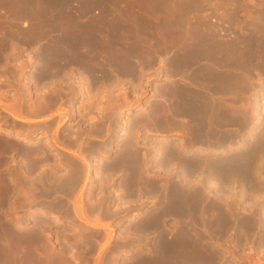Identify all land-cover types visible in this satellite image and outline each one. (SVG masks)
<instances>
[{
  "label": "rangeland",
  "instance_id": "obj_1",
  "mask_svg": "<svg viewBox=\"0 0 264 264\" xmlns=\"http://www.w3.org/2000/svg\"><path fill=\"white\" fill-rule=\"evenodd\" d=\"M44 2H42V0H40V5L38 6V7H41L42 5H43V7H41L40 8V11H41V13H43V14H41V17H39V15H35V18H37V19H33V18H30L29 16H24L23 15V18H22V15H20V14H18L17 13V11L18 10H15V9H13V11H12V8H14V7H9V6H7L5 3H2L1 2V5H0V9L2 8V11H1V13H2V15L0 14V25L2 26V25H5L6 26V28L5 29H8L9 27H16L18 30L19 29H22L23 30V32H27L28 33V29H30V27L32 28V27H34V26H36L35 25V22H39L40 20H41V18H43L42 19V21L44 20V18L45 19H47V18H49L50 16H52V17H54V18H56V20H58V19H60L61 18V16L59 17V15H61V14H59L58 15V13H60L59 12V9H57L58 7L57 6H55V8L58 10H56L55 8H54V5H52V6H49V3H47V1L46 0H43ZM74 1V2H73ZM85 1V2H84ZM91 1L92 0H89V2H88V0L86 1V0H81V1H78V0H69V2H73L72 4L70 3V4H68L67 5V9H68V12L70 13V15H72V14H74L76 17H78L79 16V18H81V19H85V18H88V17H91L92 19H96V17H100V15H102L103 14V10H104V8H103V6L104 5H106V6H109L108 5V3L110 4V2L112 1V0H99V1H101L100 3H101V6H100V4L98 3L99 1L97 0V1H92L94 4H95V6H92L91 4H93V3H91ZM103 1V2H102ZM104 1H106L105 3L106 4H104ZM113 1H115V3H113V2H111V7L112 6H115V7H112V9L114 10V11H112V9L110 8V6L108 7V8H110L111 10H109L111 13L112 12H115V13H113V14H107L106 16H108V17H106V19H113V20H115V18H111L112 16L113 17H118V16H120V13H121V15H122V13L124 12V10H125V8H123L124 10L122 11V9L120 10V7L119 6H121V4L123 5V6H121V7H124L125 5L124 4H128L129 6L131 5V6H134V5H137V4H139L138 6H140V7H138V6H135L134 8L133 7H131L130 6V8H132V9H134V10H136L135 12H134V10H132V13L134 12L135 14H137V15H139V14H142L143 13V9H146V7H148L147 8V10L149 9V11H147V10H145L144 11V13L142 14V16L143 15H146L147 14V17L150 15V13H149V15H148V13H145V12H150V11H152V12H156V10H158L156 13H157V15H156V13H151L152 15H151V19L152 20H154V19H158V21L157 20H154V22L150 19V17L148 18V20L149 21H151V23L153 22V23H155V21L157 22V23H155L154 25L156 26L157 25V27H161V25H164L165 23L164 22H166L167 21V18H168V14L169 13H167V11H166V13H167V18L165 17V15H166V13L164 12L165 11V9L162 11L161 10V8L162 7H160L161 6V0H157L158 1V5H157V1H155L156 2V4H154L155 2H154V0H132V1H134V2H131V3H128V2H130L131 0H113ZM135 1H137V2H135ZM140 1L141 2H143V3H140ZM197 1V3L199 4V5H197V3H196V6L198 7V6H200V0H196ZM202 1V3L201 4H203V5H201V7H199V8H197L196 6L195 7H193L192 9L194 10H196V11H192V9L190 10V11H192V12H189V24H193L194 26H196L197 24L196 23H199L200 22V20H202L201 18H205V19H209L208 21L209 22H211L212 24H214V25H216V26H218V28H219V37L220 38H222L223 40H230V39H232V41L233 40H235V39H237V37H239L238 39H240V41H238V39H237V42H238V44H240V45H245V42L246 41H248V43H250V34H251V32L254 30V29H256V27H257V30H255V31H258V33H256L255 31H253L252 32V34L255 36V38L257 39L258 38V40L259 39H261L262 41H263V39H264V22L262 21V20H264V19H262V18H264L262 15H264L263 13H264V0H230L229 2H231V3H229L228 1V4H229V6H228V4H227V2L225 3V2H223V1H219V0H217V1H215V0H207V1H204L203 2V0H201ZM213 1V2H212ZM215 1V2H214ZM235 1V2H234ZM46 2V4H44ZM68 2V3H69ZM83 4H89L90 6H88V8L91 10H88V11H86L85 13H83V16H82V11H81V6L83 5ZM86 2H88V3H86ZM95 2H97L99 5H97V3H95ZM124 2V3H123ZM126 2V3H125ZM146 2V3H145ZM206 2V3H205ZM119 3V4H118ZM134 3H137V4H134ZM145 3V4H144ZM160 3V4H159ZM217 3V4H216ZM219 3V4H218ZM3 4V5H2ZM93 4V5H94ZM114 4H116V5H114ZM134 4V5H133ZM142 6H141V5ZM144 4V5H143ZM148 4V5H147ZM223 4H225V5H227V6H225V5H223ZM230 4H234V6H232V5H230ZM6 7H5V6ZM118 5V7H116ZM127 5V6H128ZM146 5V6H145ZM153 5H157L158 7L157 8H155V10H154V8H153ZM220 5V6H219ZM3 6V7H2ZM49 6V7H48ZM79 6V7H78ZM143 6H145V7H143ZM152 8H151V7ZM9 7V8H8ZM45 7V8H44ZM52 7V9L51 10H49L50 8ZM78 7V8H77ZM95 9H94V8ZM159 7H160V9H159ZM215 7V8H214ZM44 8V9H43ZM49 8V9H48ZM69 8H72L71 9V12H72V14H71V12H70V9ZM75 8V9H74ZM77 8V9H76ZM85 8H87V7H85ZM84 8V9H85ZM118 10H116V9ZM138 8H140V9H138ZM142 8V9H141ZM197 8V9H196ZM5 11H4V10ZM11 9V10H10ZM42 9V10H41ZM101 9V10H100ZM151 9H153V10H151ZM7 10H9V11H7ZM45 10V12L46 13H44V12H42V11H44ZM48 10V11H47ZM54 10V12H52ZM78 12H77V11ZM83 10V9H82ZM96 10H97V12H96ZM108 10H107V12H108ZM161 10V11H160ZM11 11V12H10ZM16 11V12H15ZM74 11V12H73ZM90 11V12H89ZM100 11H103V12H101L100 13ZM122 11V12H121ZM3 12H5V13H3ZM6 12H8V14L6 13ZM15 12V13H14ZM55 12H58L57 14H55ZM79 13L78 15L77 14H75V13ZM88 12V14H86ZM117 12V13H116ZM119 12V13H118ZM136 12H138V13H136ZM142 12V13H141ZM159 12V13H158ZM47 13L48 14H50L48 17H45L46 15H47ZM57 15V17L54 15ZM68 13V14H69ZM133 13V14H134ZM164 15H163V14ZM225 13H228L231 17H229V15H225ZM4 14V15H3ZM8 16V19L5 17L6 15ZM9 14H11V15H9ZM16 14V15H15ZM86 14V15H85ZM115 14H116V16H115ZM119 14V15H118ZM154 14V15H153ZM13 15V16H12ZM42 15H45V16H42ZM63 15H65V14H63ZM80 15H81V17H80ZM205 15V16H204ZM10 16H12V18L10 17ZM16 16V17H15ZM19 16H21V17H19ZM66 16V15H65ZM65 16H62V17H64L65 18ZM86 16V17H85ZM96 16V17H95ZM155 17L154 19H153V17ZM161 16V17H160ZM224 16H226V17H224ZM5 17V18H4ZM25 17H27V18H25ZM38 17L40 18V19H38ZM85 17V18H84ZM121 17V16H120ZM51 18V17H50ZM78 18V19H79ZM91 18H88V19H91ZM223 18H225V19H223ZM231 18V19H230ZM4 19V20H3ZM18 21H17V20ZM61 19H63V18H61ZM117 19V18H116ZM228 21H227V20ZM259 19V20H258ZM7 20V21H6ZM8 20H10V22L8 21ZM11 20H12V22H11ZM13 20H15V22H13ZM26 20V21H25ZM35 20V21H34ZM113 20H111V21H113ZM230 20V21H229ZM5 21V22H4ZM25 21V22H24ZM33 22V24H32V22ZM160 21V22H159ZM162 21H164L163 23H161ZM197 21H199V22H197ZM2 22V23H1ZM7 22V23H6ZM259 22V23H258ZM263 23L262 24V27L260 26L261 25V23ZM153 23H152V25H153ZM167 23V22H166ZM256 23H258L259 24V28L261 27L263 30L262 31H260V29L258 28V25L256 24ZM14 24V25H13ZM17 24V25H16ZM30 24H31V26H30ZM159 24H161L160 26H158ZM254 24H256L257 26H255ZM166 25V24H165ZM193 25H191V26H193ZM220 25V26H219ZM251 25H254V28L251 26ZM9 26V27H8ZM248 27H250V28H252V29H247ZM28 28V29H27ZM22 30L20 31V32H22ZM249 30V31H248ZM161 31V30H160ZM160 31H159V33H160ZM220 31H222V32H220ZM25 32V33H26ZM250 32V33H249ZM259 32H261L260 34L261 35H259ZM249 35V36H247V35ZM245 35V36H244ZM237 36V37H236ZM245 37V38H242V37ZM259 36H262V38H259ZM248 39H247V38ZM241 39H244V40H241ZM247 39V40H246ZM226 40V41H227ZM246 40V41H245ZM260 40V41H261ZM236 41V40H235ZM243 41V42H242ZM42 42V41H41ZM248 43H246V45L248 44ZM251 44V43H250ZM39 45V44H38ZM249 45V44H248ZM255 45H257V44H255ZM18 48V49H17ZM17 48H15V50L13 51V53H14V55H13V53H11L10 55H12L11 57H10V55L6 58V60H0V68L1 67H3V71H4V73H7V75H0V99L4 102V103H13V102H15V101H17V100H19V101H22L23 103H28L29 102V100L30 99H28V97L30 96L29 94L27 95V92H29L31 95H34L33 93H31L30 91L31 90H33V82H30L29 80L31 79V76H28V75H26V74H24L25 72L24 71H26L28 68H32L33 67V65L35 64V61H34V55H35V51L33 52L34 54H24V51L23 50H21L19 47H17ZM40 48H41V45H40ZM20 50V51H19ZM37 50H39V46H38V49ZM36 50V52H38ZM171 52H168V55H170V56H173V54H170V53H172L173 52V50H170ZM155 52V51H154ZM160 53V52H159ZM159 53H155V55H154V53H152L154 56H155V58L154 59H152V60H155V61H153L152 62V60H151V63H150V61L147 63V65H146V63L144 64V66H143V69H145L146 70V72L145 73H143V78H142V80H141V78H139L138 79V85H136V86H134V89L132 90V91H126V84H127V82L123 85V86H121V84L123 83V82H119L120 84H118V85H116V86H104V87H101V89L99 90H94L93 89V80L92 79H90V80H88V78H87V80L85 79V81L84 82H81L80 81V79L78 80V75H76V74H80L79 73V71H77V70H73L72 71V73H73V76H71L72 75V73H71V71H68V73H70V74H66V76H68V77H65L63 80H61L60 82H57L56 84H57V86L59 87V89L57 88V86H56V84L55 85H53L51 88H46V87H50L49 86V83H45V84H40V85H42V88L41 89H43L44 91V93H46V92H48V93H50V92H53L52 90H54V88L56 89V90H54V92H56V93H61V95H62V97L63 98H67V100L66 101H61V99L60 98H58L57 97V100H56V102H54L53 104H55L54 105V107L51 105V107L52 108H46V109H43V112H42V110L41 111H38V112H34V111H26V110H21V113H22V115L24 116V117H26V118H30V119H36V121L35 122H18L17 120H14L4 109H2V105L0 104V122L2 123H0L1 125H3V126H14V128L16 129V130H24V131H29L31 128H32V126H33V131H31L30 130V132L32 133V135L33 136H36V138H34L33 140H32V142L31 143H24L22 140L20 141V139H17V138H15V136L13 137V135L12 134H4V133H1L0 132V142H2V141H5L7 144H9V146L11 145V147H9V146H7V144L5 145V144H3V143H5V142H3V143H1L0 144V151H21V158L23 159V158H26V159H29L30 158V160L31 161H33V166H32V163L31 164H28V163H22V162H19V161H17L16 159H14L13 160V158H14V156H10V158L8 157V156H0V159H2L1 157H3V160L5 159H7L6 161L4 160H0V164H2L3 162H4V164H2V166H0V169L2 168V167H4V174H3V176H4V181L6 182L5 183V185H4V188L9 192L10 190V192L9 193H11V194H9V195H7L8 194V192H7V194H6V192H5V198H7L8 196H9V198H7V199H9V201L7 200V199H5V203H4V205H3V209H2V217L3 218H5L4 220H6V221H4V223H6L7 224V227H10V228H12L13 230H14V232H15V234L16 235H21V237H23L24 238V240H25V238H27V240H25L24 242H23V240L21 239V240H19V241H13V242H15L16 243V245H15V243H14V245H11L13 248H12V253L14 254V257L13 258H11L10 257V260H11V263H9V261L7 262V264H14L15 262L17 263L18 261H19V255H21L22 253V256H21V259H23V258H25V256H27V254L26 255H24V253H28L27 251H29V255H30V253H31V263H33L32 261H34V263H36L37 262V259H36V256L38 255V253H42V251H40L41 250V246H42V250H43V252H45V253H42L43 255L44 254H46V255H48L47 253H57V254H60V251L62 252L61 253V255L63 254V255H66L67 257H66V259H68V262H69V264H110V263H112V264H114V262H116L117 264H123V262H124V260H125V263L124 264H128V263H130V264H132V263H134V262H131V261H135L134 260V258H136L137 259V257H140V256H138L139 254L140 255H142L144 252L146 253L147 251V253H156V247H155V245H153V242H154V238L155 237H159L160 238V234H159V236L157 235L156 236V230H155V232H152L154 235H145V236H142L141 235V237H139L138 236V231H137V229H138V226H139V222H140V220H142V219H144V217H146V216H149L150 214H152V211H153V213H155V212H157V209H158V206H159V209L161 210V207H165L167 204H164L163 202L165 201V203L169 200V199H167V197H170L171 196V191H172V186L173 187H176V186H178V182L181 184V186H180V184H179V186L178 187H176V188H179V190H181V191H185V192H194L197 188V190H199V189H201V190H203V188L205 189V187H206V189L205 190H207V191H209V194L212 192V194L211 195H209L208 194V192H205V194H206V197L204 196V198L203 199H205L204 201L201 199V201H200V203H198L197 205H200L199 207L198 206H195V210L193 209V212L192 211H186V213L180 208V205L178 204V202L176 203V202H174L173 203V205H175V206H178V211H177V209L176 208H174L175 206H170V207H168V208H172V210H170L171 211V214H169L170 213V211H169V209H168V211L169 212H166L164 215L162 214V216H161V218H162V223H163V225H165V226H163V227H167V228H169V229H166V233L167 232H169L168 234H167V237L169 238V237H171V238H169L170 240L171 239H173L172 237H174L175 236V238L176 237H178L179 236V234L181 233V232H179V231H181V229H183V228H186V227H189V229L191 228V230H189L188 229V231L190 232L191 231V234L190 235H192V237L194 238V239H196L197 238V242H198V244H202L203 245V247L205 248V244H206V249L207 248H209L210 250L212 249V251H214L215 252V250H216V252L214 253V252H211L212 254H213V258L217 255V254H220L219 256H216L211 262H209V263H206V264H264V222H263V220H264V217H263V215H264V144H263V138H262V136H264L263 134V132H264V62H263V64L261 63L263 60H261V59H258L259 60V62L258 61H256V62H258V65H255V67H257V68H252L250 71H249V73L252 71V73H250V74H248V76H246L247 78H245V80H246V87L245 86H243V88H245V89H243V90H245V94L242 92V87H241V89L240 90H236V92H235V94L237 93V92H239V94L241 93V95H239V94H236V96L238 97V99H239V101H238V99H236L237 97H232L233 95L235 96V94H231V93H233V92H230V93H228L227 95L230 97H228V96H226V95H224L225 97H222L220 94V97L218 98L217 96H216V102H217V104L219 103V105H220V107L222 106L223 107V105H224V108H222L221 107V110H219L220 108H218V110H216L217 109V106H216V108H215V115H214V117H216V115L217 116H221V121H220V117L218 118L219 119V122H220V124H219V122L217 123V125L216 124H214V123H211V127L212 128H214V126H216V127H218V128H216V134H217V132H219L218 133V135H215L216 137H214V139L212 138V137H210L209 138V140H211V143H210V141L209 140H204V141H198V139H192L191 137H192V134H189V135H185V134H182V132L183 131H180L179 133L177 132L178 130H180V128H178V126H176V125H163V126H156V124H154V123H149L150 121L148 120V118H147V116L149 115V114H151L152 112H151V105L152 104H154V101H155V98L156 97H158V94H157V92H156V89H158V88H160L162 85H161V83H163V82H165L166 80H165V76H163V75H165V72L162 70L163 69V61L162 62H160L161 60H160V56H162V54L160 55ZM159 56H157V55ZM153 56V57H154ZM163 56H164V53H163ZM169 56V57H170ZM152 57V58H153ZM157 57V58H156ZM169 57H168V59H169ZM33 58V59H32ZM8 59V60H7ZM12 59V60H11ZM156 59H157V61H156ZM261 60V61H260ZM34 62V63H33ZM259 63H260V65H262V66H260L259 65ZM1 64H4V65H1ZM11 64H13V65H11ZM19 65V66H18ZM23 65V67L21 68V66ZM162 65V66H161ZM259 66V67H258ZM18 67L19 68H21V69H23V70H20V71H18L19 69H18ZM260 67H263V68H261V70L262 71H260L259 69H260ZM159 68H160V70H159ZM255 69L257 70L258 69V71H255ZM71 70V69H70ZM28 71V70H27ZM76 71V72H75ZM144 71V70H143ZM161 71V72H160ZM180 70H177V73H180L179 72ZM254 71V72H253ZM78 72V73H77ZM86 72V71H85ZM138 73H141V71L139 70V71H137ZM159 72V73H158ZM260 72H262V73H260ZM22 73V74H21ZM84 73V72H83ZM82 73V74H83ZM162 73H164V74H162ZM176 73V71L174 72V74H173V76H171V77H174L173 79L174 80H172L171 79V82L173 83V84H175L174 82H176L177 84H181V81H182V79H180L181 77H184L185 75H183V73L181 72V75L180 74H177ZM258 73H260V74H258ZM85 74V73H84ZM83 74V75H84ZM23 75V76H22ZM176 75V76H175ZM251 75V76H250ZM21 76V77H20ZM181 76V77H180ZM17 77V78H16ZM25 79H24V78ZM71 77V78H70ZM77 77V78H76ZM83 78H86V77H84V76H82ZM180 77V78H179ZM22 78V79H21ZM73 78V79H72ZM184 78H186V76L184 77ZM259 78H262L263 79V81L261 80L260 81V79ZM20 79V80H19ZM29 79V80H28ZM67 79H68V81H67ZM74 79H77V80H74ZM72 80V82H69V81H71ZM254 82H253V81ZM64 81H67V82H69V83H67V82H64ZM79 83H78V82ZM89 81H90V83H89ZM180 81V83H178ZM252 81V82H251ZM257 81H259V82H257ZM26 82V83H25ZM86 82V83H85ZM248 82H251V83H253V84H251V83H249V85H250V87L249 88H247L249 85H248ZM24 83V84H23ZM60 83H62L61 85H59ZM64 83V84H63ZM71 83V84H70ZM81 83V84H80ZM85 83V84H84ZM89 83V84H88ZM168 83V82H167ZM28 84V85H27ZM67 86H66V85ZM80 84V85H79ZM87 84H88V86H90L89 88H90V90L88 89V94H89V92L91 91L92 93L91 94H93V95H88L87 94V91H86V89H85V86H82V85H86L87 86ZM159 84V85H158ZM176 84V85H177ZM22 85V86H21ZM23 85H24V87L25 88H27L26 89V91H25V89L23 88ZM64 86V88H63V86ZM72 86V91L70 90L71 88H70V86ZM155 85H156V87H155ZM252 85H254L253 86V89H252ZM21 86V87H20ZM27 86V87H26ZM54 87V88H53ZM61 87L63 88V89H61ZM68 87L70 88V89H68ZM22 88H23V90H22ZM154 88H156V89H154ZM251 88V89H250ZM16 89H17V91H16ZM65 89V91H63V92H61V90H64ZM66 89H68V90H66ZM83 89V90H82ZM248 89H250L249 91H248ZM28 90V91H27ZM58 90H60V91H58ZM77 90V91H76ZM80 90V91H79ZM84 90H85V92H84ZM68 91V93L69 94H67L66 92ZM82 91V92H81ZM72 92V93H71ZM13 93V94H12ZM63 93V94H62ZM66 93V94H65ZM78 93V94H77ZM86 94V95H85ZM107 95H109V97H111V99L113 100H111V102H109V97H107L106 98V96ZM110 94H111V96H110ZM154 94V95H153ZM156 94V95H155ZM232 95V96H230V95ZM242 94H243V96H242ZM44 96H46V95H48L47 93H46V95L45 94H43ZM42 95V96H43ZM69 95V96H68ZM75 95V96H74ZM102 95V96H101ZM218 95V94H217ZM89 96V97H88ZM91 96H93L92 98L93 99H91ZM100 96H101V99H100ZM103 96H104V99H103ZM127 96V98H128V100H131L132 102H134V104H138V106H136V107H131V109H123L122 110V108L124 107V106H126V104H127V101L125 100V97ZM245 96V97H244ZM70 97L72 98L71 100H70ZM99 97V98H98ZM152 97H153V101L151 100L152 99ZM232 97V98H231ZM90 98V101L89 102H87V100ZM224 98V99H223ZM242 98V99H241ZM107 99V100H106ZM227 100V102H225V101H223V100ZM231 99V100H230ZM233 99H235V100H233ZM240 99L242 100V102L240 101ZM105 100V101H104ZM148 100H150V101H148ZM221 100H222V103H224V104H222L221 105ZM232 102V103H237V104H234L235 105V107L237 106H240V108L238 107V108H235L234 109V111H232L233 109V105H232V103H230V101ZM69 101H71V102H69ZM84 101H86L85 103H84ZM73 102V103H72ZM114 102V103H113ZM216 102H215V105H216ZM72 103V104H71ZM96 105H95V104ZM107 103H113L112 105L114 106L115 105V107L114 108H116V109H114L113 107H109L108 105H110V104H108L107 105ZM117 103V104H116ZM148 103V104H147ZM150 103V104H149ZM226 103L228 104V105H226ZM57 104V105H56ZM69 104H70V107H71V105H72V107L70 108L69 107ZM146 104V105H145ZM231 104V105H230ZM62 105V106H61ZM76 107H75V106ZM87 105V106H86ZM98 105V106H97ZM107 105V106H106ZM111 105V106H112ZM116 105H117V107H116ZM119 105H121V108H119L120 106ZM148 105V106H147ZM219 105H218V107H219ZM58 106V107H57ZM79 106V107H78ZM89 107L88 109H86V107ZM100 106V107H99ZM104 106H106V107H104ZM139 106H141V108L140 109H138L137 107H139ZM150 106V107H149ZM153 106V105H152ZM227 106V107H226ZM229 106H232L231 107V109H230V107ZM64 107H66V109L64 108ZM84 107V108H83ZM102 107H104V109H102ZM229 107V108H228ZM241 107H243V108H241ZM54 108V109H53ZM64 108V109H63ZM69 108V109H68ZM107 108V109H106ZM148 108V109H147ZM227 108V109H226ZM246 108V109H245ZM48 109V110H47ZM71 109V110H70ZM83 109V110H82ZM109 109V110H108ZM113 109H114V111H113ZM118 109H120V110H118ZM145 109H146V111H145ZM227 110L228 112H230L226 117H225V115L228 113L227 111H226V114H224L225 113V111H223V110ZM44 110H45V112H44ZM68 110V111H67ZM85 110H87V111H85ZM89 110V111H88ZM102 110V111H101ZM112 110V111H111ZM125 110H126V112H128V113H125ZM150 110V111H149ZM237 110H238V112H237ZM240 110H244L245 111V113H244V111H240ZM82 111H84V112H82ZM100 111V112H99ZM216 111H217V114H216ZM240 111V112H239ZM40 112V113H39ZM42 112V113H41ZM147 112V113H146ZM221 112V113H220ZM234 112V113H233ZM237 112V113H236ZM37 113V114H36ZM79 113V114H78ZM149 113V114H148ZM212 113H213V111H212ZM211 113V114H212ZM233 113V117L231 116V114ZM237 114V115H234V114ZM238 113H241L242 114V116L241 117H239L240 116V114H238ZM244 113V114H243ZM83 114V115H82ZM86 114V115H85ZM106 114H107V116H106ZM214 114V113H213ZM212 114V115H213ZM222 114V115H221ZM224 114V115H223ZM249 116H248V115ZM212 115H211V117H212ZM239 115V116H238ZM103 116V117H102ZM222 116H224V119H222L223 117ZM235 116H238V117H235ZM246 117V122H244L245 121V117ZM258 116V117H257ZM112 117V118H111ZM182 118L183 117H185L184 115L183 116H181ZM180 117V118H181ZM232 117V118H231ZM253 117V118H252ZM260 117V118H259ZM93 118V119H92ZM104 118V119H103ZM106 118V119H105ZM186 118H188V117H186ZM227 118H229L230 120H229V122H228V119ZM236 118V119H235ZM241 118H244V120H239V119H241ZM248 118H250V122L252 123H250L249 122V119ZM39 119V120H38ZM109 119V120H108ZM127 119V120H126ZM128 119H130V121L128 120ZM227 119V120H226ZM233 119V120H232ZM82 120V121H81ZM111 120V121H110ZM125 121V122H130V124H128L130 127H129V129H128V133L127 132H123L122 133V131L124 130H120L119 129V127L121 126V121ZM226 120V121H225ZM235 120V121H234ZM239 120V121H238ZM252 120H253V122H252ZM255 120H256V122H255ZM77 121V122H76ZM115 121L117 122V121H119L118 122V124H120V125H116L115 124ZM146 122L145 123V126L144 127H141L140 126V123L141 122ZM231 121V122H230ZM233 121L236 123V122H238L237 123V125L235 124V123H233ZM240 121H243V122H240ZM72 123V124H70V123ZM225 122H226V124H225ZM249 122V123H248ZM255 122V123H254ZM97 123H99V124H97ZM222 123H224V124H222ZM232 123V124H231ZM244 123V125H242ZM246 123H247V125H248V127H247V125H246ZM13 124V125H12ZM60 124V125H59ZM94 124H97V125H95V128L98 130V131H102L101 133H98V131L97 130H95V128H94ZM212 124H213V126H212ZM229 124V125H228ZM231 124V125H230ZM257 124V125H256ZM38 127H37V126ZM44 125H45V127L47 128H43L44 127ZM71 126V128H70V126ZM73 125V126H72ZM220 125H224L225 126V128H224V126L221 128V126ZM244 126V127H242V126ZM251 125V126H250ZM254 126V128H253V126ZM102 126H104V127H102V129H101V127ZM117 126H118V130L116 131V129H114V128H117ZM136 126V127H135ZM165 126V127H164ZM167 126H168V128H167ZM241 128H240V127ZM37 127V128H36ZM63 127H66V128H63ZM73 127H76V128H73ZM81 127V128H80ZM87 127V128H86ZM99 127V128H98ZM148 127H150V128H152V129H156V131H154V133H147V128ZM170 127H171V129H170ZM173 127V128H172ZM174 127H175V129H174ZM220 127V128H219ZM247 127V128H246ZM79 128V129H78ZM89 128V129H88ZM162 128V129H161ZM165 128H167L168 130H166ZM177 128V129H176ZM253 128V129H252ZM28 129V130H27ZM66 129H68V130H66V132H65V130ZM70 129H71V131H70ZM91 129V130H90ZM100 129V130H99ZM158 129V130H157ZM164 129V130H163ZM220 129V130H219ZM222 129H224V130H222ZM250 129H252V130H250ZM61 130H62V132H61ZM73 130H74V134H73ZM81 130V131H80ZM83 130H84V132H86V133H88V135L86 134V133H83ZM87 130L89 131V132H87ZM92 130H94V131H92ZM160 130V131H159ZM219 130V131H218ZM229 130V131H228ZM254 130V131H253ZM36 133H35V132ZM48 131V132H47ZM67 131H68V133H69V131H70V133L71 134H68L67 133ZM75 131H77V132H80V133H76ZM96 131V132H95ZM177 133H176V132ZM232 131H233V133H232ZM234 131H236L235 133H234ZM43 132V133H42ZM61 132V133H60ZM90 132H92V133H90ZM95 133V135H100V136H93L92 134H94ZM109 132V133H108ZM220 132H221V134H220ZM225 132V133H224ZM226 132H227V134H226ZM231 132V134L230 135H228L229 133ZM239 132V133H238ZM262 132V133H261ZM30 133V134H31ZM48 133V134H47ZM58 134L60 137L58 138H56V136H58V135H56L55 136V134ZM130 133V134H129ZM224 133V134H223ZM236 133H238L237 135H236ZM250 133V134H249ZM2 134V135H1ZM42 134V135H41ZM45 134V135H44ZM62 134V135H61ZM68 134V135H67ZM77 134V135H76ZM84 134V135H83ZM92 136H91V135ZM253 134V135H252ZM261 134V135H260ZM8 137H7V136ZM47 135V136H46ZM50 135V136H49ZM53 135H54V137H53ZM64 135V136H63ZM66 135V136H65ZM70 135V136H69ZM74 135H76V137L78 138L79 137V135H80V137H79V139H77V141H76V137L74 136ZM81 135H83V136H81ZM90 135V136H89ZM166 135V136H165ZM182 135H185V137H183ZM221 135V136H220ZM223 135L226 137L227 135L228 136H232L231 137V139H229V138H227V139H225V137H223ZM239 135V136H238ZM40 136V137H39ZM44 136V137H43ZM74 136V137H73ZM86 136V137H85ZM114 136V137H113ZM128 136V137H127ZM219 136L221 137V138H223L224 139V143H227V145H221V144H219L218 145V143L216 144V142L214 141V140H217L218 138H219ZM227 136V137H228ZM238 136V137H237ZM243 136V137H242ZM2 137V138H1ZM4 137V138H3ZM47 137V140L46 139H44V138H46ZM53 137V138H52ZM68 137H71L70 139L68 138ZM89 137H91V138H89ZM95 137H98L99 139H97V138H95ZM113 139H112V138ZM179 137V138H178ZM187 137V138H186ZM236 137V138H235ZM259 137V138H258ZM64 138V139H63ZM67 140H66V139ZM95 138V139H94ZM104 138H105V140H104ZM128 138V139H127ZM239 138L241 139V140H239ZM255 138V139H254ZM257 138V139H256ZM43 141H42V140ZM52 139H53V141H52ZM57 139L59 140V139H61L60 141H59V143L60 144H62V145H64L65 144V146H69L68 148H70L71 150H72V148H74L73 150H75L74 152H76L77 153V155H72V154H69V153H67V152H65V151H63V150H61V149H59L58 148V150H57V148L55 149L52 145H53V143L55 142V141H57ZM62 139H63V141L64 140H66V141H62ZM75 139V140H74ZM85 139H87V141H88V143H87V141L85 140ZM92 139L95 141V143L96 142H99V143H96V145H95V147L93 146L94 145V141H92ZM110 139H112V141L110 140ZM125 139H127V140H129L130 139V143H129V145H127V146H124V141H125ZM167 139V140H166ZM186 139V140H185ZM234 139V140H233ZM258 139H260V140H258ZM261 139H262V141H261ZM37 140L39 141V140H41V144L42 145H39V144H37V145H39V146H37L36 145V143H39V142H37ZM48 140H50V141H48ZM68 140H71L70 141V143H69V141ZM83 140H85V141H83ZM91 140V143L89 144V141ZM109 142H107V141ZM110 140V141H109ZM131 140H132V142H131ZM180 140H185V143H181V142H179ZM188 140V141H187ZM189 140H190V142H189ZM258 141L259 143H261V145H260V149H262V150H260L259 148H257V149H254V151L256 152V153H258V154H256L255 152V154H254V156H252V157H250L249 158V156H250V154H248L250 151H252V149L251 148H253V144H255V141ZM33 141H35V142H33ZM73 141L75 142H77V144H76V142L75 143H73ZM104 141H106L105 143H103ZM167 143H166V142ZM177 141V142H176ZM207 143H206V142ZM209 141V142H208ZM231 141V142H230ZM234 141H235V143L237 144V146H236V144L234 143ZM10 142V143H9ZM61 142H63V143H61ZM81 142H83V144H81ZM85 142V143H84ZM92 142H93V145H92ZM101 142V143H100ZM156 142H160L161 143V145H164L165 144V146L166 145H168L167 147H170L171 146V148H173V146L175 147V148H173L174 150H177V152L180 154V157L178 156H176L178 153L176 152V151H172V153H170V152H167V153H165L166 151H167V148L164 150L163 149V151H157L158 150V148H159V146H160V143H156ZM172 142V143H171ZM192 142V143H191ZM197 142V143H196ZM200 142V143H199ZM214 142V143H213ZM233 142V143H232ZM25 144V145H23V144ZM34 143H35V146H34ZM178 143V144H177ZM180 143V144H179ZM194 143H195V145H194ZM205 145H203V144ZM223 143V144H224ZM232 143V144H231ZM15 144V145H14ZM22 144V145H21ZM48 144V145H47ZM52 144V145H51ZM98 144V145H97ZM99 144H100V146H99ZM103 144H106V147H104L103 146ZM108 144V145H107ZM130 144H132V146L130 145ZM159 144V145H158ZM170 144V145H169ZM190 144H191V147H190ZM193 144V145H192ZM196 144H197V146H196ZM201 144V145H200ZM209 144V145H208ZM213 144H215V146L213 145ZM230 144V145H229ZM2 145V146H1ZM80 145V146H79ZM94 147L93 149H95V150H93V151H98V152H96L95 154L94 153H90V154H86L85 153V151H92V146ZM120 145V146H119ZM173 145V146H172ZM178 147H177V146ZM182 145V146H181ZM185 145H187V149L186 148H184V147H186ZM198 145H200V146H198ZM221 145V146H220ZM235 145V146H234ZM6 146V147H5ZM12 146H13V148H12ZM29 146V147H28ZM41 146H43V147H41ZM48 146H49V148H48ZM114 146V147H113ZM124 148H123V147ZM184 146V147H183ZM193 146V147H192ZM218 146H220V147H218ZM227 146V147H226ZM7 147H8V149H7ZM27 147V148H26ZM38 147H40V148H38ZM79 147V149H77ZM98 147V148H97ZM155 147H157V148H155ZM189 147V148H188ZM208 147H210V149L208 148ZM215 147H218V148H215ZM4 148V149H3ZM5 148H6V150H5ZM11 148V150H9ZM24 148V149H23ZM37 148V149H36ZM45 148V149H44ZM55 150H54V149ZM80 148H81V150H80ZM91 148V149H90ZM99 148H101V151H100V149ZM105 149V150H108L109 149V153H108V155H105V153L104 152H106V151H104L103 149ZM107 148V149H106ZM112 148V149H111ZM120 148H122V149H125V151L124 150H120ZM129 148V149H128ZM152 148L154 149V150H152ZM182 149V151H181V149ZM192 148H194V149H192ZM197 148V149H196ZM204 148V149H203ZM207 148V149H206ZM213 148V149H212ZM225 150H224V149ZM234 148H236L235 149V151H233L234 150ZM44 149V150H43ZM47 149V150H46ZM90 149V150H89ZM97 149V150H96ZM99 149V150H98ZM114 149V150H113ZM119 149V150H118ZM129 151H128V150ZM189 149V150H188ZM191 149V150H190ZM196 149V150H195ZM209 149V150H208ZM229 149H230V151H229ZM248 151H247V150ZM259 149V150H258ZM39 150V151H38ZM41 150V151H40ZM152 150V151H151ZM156 150V151H155ZM194 150V151H193ZM199 150H201V151H199ZM203 150V151H202ZM207 150V151H206ZM227 150V151H226ZM258 150V151H257ZM27 151V152H26ZM31 151H33L32 152V154L30 153ZM35 151V152H34ZM80 151V152H79ZM123 152V154H122V152ZM144 151V152H143ZM238 151V152H237ZM241 151V152H240ZM246 152L245 153V155H244V152ZM42 152V153H41ZM120 152V153H119ZM124 152H126V153H124ZM161 154H160V153ZM176 152V153H175ZM208 152V153H207ZM232 152H234V153H237L238 155H239V153L240 154H242V159H244V163H243V161L241 160V158H240V156H238V158H240V159H238V163L240 164V165H242V164H244V165H247V162L249 163L250 162V167L251 168H249L250 170L251 169H253L252 171H250V174H252V175H250V179H254V180H250L249 182L250 183H252V184H254L253 186H252V184H250V183H248V182H246V181H244V179H243V177H239L238 175H236V176H231V179L233 180V181H237L236 183H234L233 181H229L230 180V177L228 178V179H223L224 180V183H223V181H222V179H221V177L219 176V175H217V174H214V178L212 177V172H210V171H208L209 169L208 168H210V166L209 165H206V164H203V165H201V166H196V168H194L195 170L197 169L198 170V168H199V171H194V173L192 172V170H190L189 171V175H188V171H186L185 172V170H184V165L186 164H184L183 162L185 161H189L190 159L192 160V158L193 159H195V158H197V157H199L198 155H200V157L201 156H203V157H207L209 160H211V156H212V160H220V159H223V158H226L227 156H228V153L229 154H234V153H232ZM25 153H27V155L25 154ZM30 153V154H29ZM41 153V154H40ZM130 154V153H132V154H136V160H137V163L139 164V169L141 170V171H137L136 173H135V176H134V183H136L139 179H141V180H144V183L147 185V187L149 188V190L146 192V193H140L138 196L137 195H135V191H136V186H135V184L131 187V188H129V190L130 191H132V193L133 194H131V195H128V194H126V193H121V194H114V192L115 191H122V188L120 187V186H117V187H113V185L112 184H110L109 182H110V180L112 179V177L114 176V173H113V171H118L119 169V167L117 168V166L118 165H120V167L121 166H123V164H121V159H123L124 158V156H127L128 154ZM170 153V154H169ZM175 153V154H174ZM191 153V154H190ZM201 153V154H200ZM202 153H205L206 155H202ZM85 155V156H87V158H88V160L89 159H91L92 161H90L91 162V164H90V162L88 163V164H86V163H84L83 161H81L80 160V158L79 157H77L78 155ZM104 154V155H103ZM163 154L165 155V157L163 156ZM167 154L168 155H170L169 157L167 156ZM178 154V155H179ZM182 154V155H181ZM224 154V155H223ZM246 154H247V156L248 157H246ZM24 155H26V157L24 156ZM123 155V156H122ZM216 155V156H215ZM245 157H244V156ZM257 155V156H256ZM28 156V157H27ZM75 156V157H74ZM105 156V157H104ZM113 156V157H112ZM116 156V157H115ZM173 156H175L174 158H173ZM219 156V159H217L216 157H218ZM221 156V157H220ZM7 157V158H6ZM32 157H36L35 159H32ZM59 157V158H58ZM103 157V158H102ZM112 157V158H111ZM168 157V158H167ZM185 157V158H184ZM190 157V158H189ZM244 157V158H243ZM163 158H165V159H163ZM178 158V159H177ZM180 158V159H179ZM187 158V159H186ZM189 158V159H188ZM247 158H249L248 160H247ZM251 158H253L254 159V161H253V159H251ZM46 161H45V160ZM67 159V160H66ZM74 161H73V160ZM103 159V160H102ZM107 159V160H106ZM111 159V160H110ZM168 159H169V161H168ZM173 159H175V161L173 160ZM207 159V160H208ZM256 159V160H255ZM11 160V161H10ZM13 160V161H12ZM16 160V161H15ZM62 160V161H61ZM119 160V161H118ZM180 160V161H179ZM182 160V161H181ZM2 161V162H1ZM71 161H73V163L71 162ZM103 163H102V162ZM105 161H107V162H105ZM110 161V162H109ZM116 161H118V163H120V164H118V165H116V166H114L115 165V163H116ZM161 161V162H160ZM167 161V162H166ZM242 163H241V162ZM19 162V163H18ZM62 162H64V163H67V164H64V163H62ZM69 162H71L72 163V165H71V163L69 164ZM79 163L77 166L75 165V164H77V163ZM111 162H112V164H111ZM160 162V163H159ZM176 162H178L177 164H174V163H176ZM181 162V163H180ZM254 162V166H252V163ZM14 163V164H13ZM46 163V164H45ZM55 164V165H53V164ZM106 163V164H105ZM110 163V164H109ZM164 165H163V164ZM171 165H170V164ZM260 163V164H259ZM86 164V165H85ZM91 166H90V165ZM98 166H97V165ZM179 164H181V166L179 165ZM4 165V166H3ZM23 165V166H22ZM42 165H44V166H42ZM50 165V166H49ZM51 165H52V168H51ZM59 165V166H58ZM107 165H109V166H107ZM177 165V166H176ZM204 165H205V167H204ZM257 165V166H256ZM261 165V166H260ZM53 166H54V168H53ZM61 166H63L62 168H61ZM76 166V168H74ZM81 166H83L82 167V169L80 168ZM100 166V167H99ZM103 166V167H102ZM107 166V167H106ZM112 166H114V167H112ZM158 166H161V168H159V169H157V170H155L154 168H156V167H158ZM171 166V167H170ZM209 166V167H208ZM24 167H27L28 169H25ZM65 167V168H64ZM68 169H67V168ZM96 167V168H95ZM102 167V168H101ZM166 168V172H165V168ZM172 167H175L174 169H172ZM181 169H180V168ZM201 167V168H200ZM206 167H208V168H206ZM257 167V168H256ZM258 167H259V169H258ZM7 168V169H6ZM15 168H17L18 169V171H17V169H15ZM23 168V169H22ZM74 168V169H73ZM79 168V169H78ZM94 168V169H93ZM97 168H99V169H97ZM169 168H171V169H169ZM177 168L178 169H180V170H178L177 171ZM9 169V170H8ZM11 169V170H10ZM15 169V170H14ZM53 169V171H50V170H52ZM64 169H65V171H66V169H67V172H64ZM77 169V170H76ZM83 171V172H81V170ZM102 169V170H101ZM182 169H183V171L185 172H183L182 171ZM193 169V170H194ZM255 169V170H254ZM258 171H257V170ZM262 169V170H261ZM13 170V171H12ZM25 170H26V173L27 174H30L31 172V176H28L26 173H25ZM31 170V172H29ZM35 170V171H34ZM45 170H47L46 172H45ZM55 170V171H54ZM71 172V174L72 173H76L77 172V174L78 173H82L83 175H81V178H78L77 179V181H76V185H77V187H76V185L75 186H71L70 188H69V184H71V181L73 180V178L75 179V177H76V175L77 174H73L72 176L70 175V172ZM72 170H74V171H76V172H74V171H72ZM80 172H79V171ZM88 170V171H87ZM112 170V172L110 173V171ZM170 170H173L172 172L170 171ZM259 170L261 171V172H259ZM14 172V174H16L15 175V178L17 179H15L14 178V174L13 173H10V172ZM22 171H24V172H22ZM102 171V172H101ZM103 171H105V172H103ZM124 171V170H123ZM176 171V172H175ZM255 171H257V172H255ZM9 172V173H8ZM17 172V173H16ZM29 172V173H28ZM39 172L41 173V172H43V173H45L46 175L44 176V174L42 173L41 175H39ZM49 172V173H48ZM50 172L51 173H53L52 175L50 174ZM62 172V173H61ZM69 172V173H68ZM97 172H100V173H98L97 174ZM148 173L147 175H145V173ZM165 172V173H164ZM167 172H169V173H167ZM179 174H178V173ZM182 174H181V173ZM190 172H192V174L190 173ZM196 172V173H195ZM199 172V173H198ZM202 172V173H201ZM210 172V173H209ZM19 173H21V174H19ZM57 175H56V174ZM58 173H59V175H58ZM63 173H67V175L66 174H63ZM102 173H105V174H102ZM107 173V174H106ZM172 173V174H171ZM176 173V174H175ZM253 173H255L254 175H253ZM257 173V174H256ZM259 173V174H258ZM13 174V175H12ZM25 176H24V175ZM62 174V175H61ZM167 174H170V175H167ZM185 174H187L188 175V177H187V175H185ZM199 174V175H198ZM202 174H204V175H202ZM212 174V175H211ZM5 175H6V177H5ZM20 177H19V176ZM34 175V176H33ZM36 175V176H35ZM43 175V176H42ZM47 175H50V176H47ZM103 175V176H102ZM109 177H108V176ZM183 175V176H182ZM192 175V176H191ZM196 175V176H195ZM198 175V176H197ZM203 177H202V176ZM207 175V176H206ZM219 177V178H217L218 179V181L216 180V177L217 176ZM10 176H12V178L10 177ZM21 176L23 177V178H21ZM38 176V177H37ZM39 176L41 177V178H39ZM47 176V177H46ZM62 177V178H60V180H59V178L58 177ZM86 176H87V179H86ZM155 176H157V178H155ZM176 176H178L177 178L179 179V180H177V178L176 179H174L173 177H176ZM186 176V177H185ZM206 176V177H205ZM209 176H210V178H209ZM239 177V179L241 180V182H239L240 180L239 179H237L238 177ZM31 177H33V179L31 178ZM39 178V179H42V180H39V181H41V182H39L37 179L35 180L34 178ZM44 177V178H43ZM45 177H46V179H45ZM50 177V178H49ZM55 177H56V179H55ZM66 177H69L70 178V180L68 179V178H66V179H68V180H66L65 178ZM105 177V178H104ZM107 177V178H106ZM124 177V175H121V176H119L118 177V179H121V178H123ZM169 177H171V178H169ZM189 177H191V178H189ZM194 177H198V178H200L201 177V179H198V178H194ZM233 177V178H232ZM237 179H235V178ZM14 178V179H13ZM25 178V180H23L24 182H22V179H24ZM27 178V179H26ZM32 179V181L30 180V179ZM58 178V179H57ZM100 178H101V180H100ZM181 178V179H180ZM206 179V180H203V179ZM207 178H208V181H207ZM11 179V180H10ZM13 179V180H12ZM45 179V180H44ZM86 179V180H85ZM103 179V180H102ZM105 179V180H104ZM109 181H108V180ZM169 179V180H168ZM184 181H183V180ZM186 179V180H185ZM191 179V180H190ZM193 179V180H192ZM200 180V181H197L196 182V180ZM9 182V183H7V181ZM18 180H20V182L18 181ZM27 180V183L25 182ZM30 180V181H29ZM35 180V181H34ZM57 180H58V182H57ZM63 180V181H62ZM65 180H66V182H67V184H66V182H65ZM167 180V181H166ZM173 180H177V181H173ZM214 180V181H213ZM230 182V185H229V183L227 182ZM257 181V182H254V181ZM12 181V182H11ZM14 181H16L15 182V184H16V186L17 187H19L18 189L19 190H21V187L24 189H22L21 191H19L18 189H16L17 187L15 186V184H14ZM28 181H29V183H28ZM57 182V184H59V185H57L55 182ZM167 182L168 184H166V183H164V182ZM171 181V183L173 184V183H176L177 182V184H174V185H170V189L168 188V185L170 184L169 182ZM173 181V182H172ZM181 181H182V183H181ZM185 181H188V184L190 183L191 184V186H193V185H195V187L193 186V189H190V188H192L191 186H190V184L188 185ZM191 181H192V183H191ZM207 181V182H206ZM209 181H211V183L213 182V185L209 182ZM217 181V182H216ZM221 181V182H220ZM244 181V182H243ZM253 181V182H252ZM12 184H11V183ZM34 184L35 182H37V183H35L36 185L35 186H33V184ZM61 182V183H60ZM62 182H64L63 183V185H64V187L65 188H63V185H62V187H61V184H62ZM103 182V183H102ZM107 182H108V185H107ZM155 182H162V185L160 186V194H157V192L159 191H155L153 188H152V185L155 183ZM215 182V183H214ZM225 182H226V184H225ZM101 183H102V185H101ZM104 183H106V184H104ZM197 183H198V185H197ZM205 183H207V184H210V186L209 185H204ZM217 183H219V184H222V186L221 185H219V184H217ZM246 183H248L247 185H246ZM10 184V185H9ZM22 185V186H20V185ZM29 184H32V185H29ZM48 184H50L52 187H55V189L51 192V193H49V192H44V191H42L45 187H46V185L48 186ZM56 184V185H55ZM66 184V185H65ZM95 184V185H94ZM98 184V185H97ZM166 184V185H165ZM202 184H203V186H202ZM243 184H245L244 186H242ZM256 184H258L259 185V187H258V185H256ZM15 187H14V186ZM25 185H27L28 187H26ZM49 185V186H50ZM101 185V186H100ZM186 186L185 188H188V189H185V188H183V186ZM188 185V186H187ZM215 185V186H214ZM251 185V186H250ZM5 186H7V187H11L10 188V190H9V188H7V187H5ZM33 187V188H31V190H32V192H31V190H30V187ZM56 186H58V187H56ZM67 186H68V188H67ZM167 186V187H166ZM198 186V187H197ZM199 186L200 187H203V188H199ZM229 187L230 188V186H231V189H228L227 188V192L225 191L226 190V187ZM249 186V187H248ZM260 186L262 187V189L261 190H259L260 189ZM60 187V188H59ZM74 187V188H73ZM76 187V188H75ZM168 188V189H166V188ZM182 187V188H181ZM211 187H212V190H211ZM214 187V188H213ZM221 187V188H220ZM243 187V189H241ZM245 187H247V188H245ZM29 188V189H28ZM34 188H35V190H34ZM91 188V189H90ZM106 188H108V190L106 189ZM181 188V189H180ZM208 188V189H207ZM217 188V189H216ZM222 188H225V189H222ZM250 188H254V189H250ZM259 188V189H258ZM13 189L15 190L14 192L16 193V194H14L15 196H17V194H18V196H19V199H18V196L17 197H15L14 195H13ZM61 189V190H60ZM71 189V190H70ZM98 189V190H97ZM104 189V190H103ZM164 189H165V191H164ZM185 189V190H184ZM190 189V190H189ZM219 189H222V190H219ZM247 191H246V190ZM255 189H257L255 192H253ZM27 190V191H26ZM29 190V191H28ZM65 190H68V191H65ZM70 190V191H69ZM92 190V191H91ZM196 190V191H197ZM201 190H199V191H201ZM205 190H203V191H201V192H204ZM215 190H217V192L215 191ZM240 190H243L242 192L240 191ZM252 191L253 193H251L250 191ZM26 191V192H25ZM61 191V192H60ZM65 191V192H64ZM90 191V192H89ZM220 191V192H219ZM223 193H222V192ZM224 191H225V193H224ZM230 191V192H229ZM232 191V192H231ZM258 191H260V192H258ZM20 192V193H19ZM23 192H25V193H23ZM59 192V193H58ZM70 192V193H69ZM90 194H89V193ZM167 192L169 193V194H167ZM214 192H216L215 194L216 195H218L219 196V198H218V196H215V194H214ZM246 192V194H247V196H246V194H244V193ZM164 193V194H163ZM166 193V194H165ZM220 195H219V194ZM227 193V194H226ZM230 193V194H229ZM256 193V194H255ZM21 194V195H20ZM105 194V195H104ZM221 194H223V195H221ZM226 194V195H225ZM238 194V195H237ZM252 196H251V195ZM257 196V197H255V195ZM258 194V195H257ZM6 195H7V197H6ZM14 197H13V196ZM25 195V196H24ZM29 195V196H28ZM163 195H168L167 197L166 196H163ZM215 197H214V196ZM228 195V196H227ZM235 195V196H234ZM242 195V196H241ZM12 198H11V197ZM40 196H45V197H48V198H50V199H52L51 201H49V202H45V204L43 203V202H41L40 204L45 208V209H47L48 208V215H43V216H36L37 215V210L38 209H40V208H43L42 206H40V205H38L37 204V202H35V198L36 197H40ZM210 196V197H209ZM225 197V198H223V200L221 199L220 200V197ZM260 196V197H259ZM79 197H80V199H79ZM162 197H163V199H162ZM165 197V198H164ZM209 197V198H208ZM211 197H213V199L211 198ZM221 197V198H222ZM231 197V198H230ZM245 197H247V199L245 198ZM253 199H252V198ZM259 197V198H258ZM17 198V199H16ZM25 198V199H24ZM90 198H92V199H90ZM210 198H211V200H212V202H211V200H210ZM218 198V199H217ZM251 198V199H250ZM29 199H30V201H29ZM33 199H34V202L38 205V206H36V204L33 202ZM160 199V200H159ZM215 199H216V201H215ZM10 200H12L11 202H10ZM28 200V201H27ZM60 200V201H59ZM96 200V201H95ZM208 201V203H212V204H214V205H210V207L211 208H213L212 210H211V208L209 209L208 208V206L209 205H207L208 203H207V201ZM218 200H220V204H215L216 202H218ZM237 200V201H236ZM246 200V201H245ZM255 200V201H254ZM256 200H258V202L256 201ZM7 201H8V203H7ZM14 201V202H13ZM23 201V202H22ZM31 201H32V203H31ZM64 201V202H63ZM88 201V202H87ZM93 201H95V203L97 202V204L96 205H98V202H100V203H103V204H105V203H109L110 204V208H112L113 206H115V205H117V207H116V209L114 210V211H108V213H110V215L107 213V216H106V214H101V213H99L98 211H97V209H96V205H94L95 203L93 202ZM163 201V202H162ZM210 201V202H209ZM241 201V202H240ZM250 201H252V204H251V202ZM21 202V203H20ZM64 203V205H66V206H62V209L61 208H58L57 206H56V204L58 205V204H60V203ZM85 203V205L84 204H82L83 206H87V211H89V210H91V211H89V212H91V213H88L87 214V216H90V217H88L89 218V220L92 222H97L96 220H98L101 224V226L100 227H98V228H91V227H89L85 222H83V221H81V219L79 220V218L76 216V214H75V209H77V208H75L76 207V204L78 205V203ZM91 202H92V205L93 206H90L91 205ZM158 202V203H157ZM253 202H254V204H253ZM260 202V203H259ZM12 203V204H11ZM29 203H31V204H29ZM48 203L50 204V207H49V205H48ZM160 203H162V205L160 204ZM167 203H169V201L167 202ZM201 203H202V205L206 208H208V211L210 212H208L207 211V208L206 209H204V207L201 205ZM207 203V204H206ZM244 203H245V206H244ZM250 203V204H249ZM259 203V204H258ZM8 204V205H7ZM51 204H53V205H51ZM90 204V205H89ZM177 204V205H176ZM222 204V205H221ZM243 204V205H242ZM246 204H249V205H246ZM258 204V205H257ZM21 205V207H19ZM30 205V206H29ZM33 205V206H32ZM48 205V206H47ZM55 205V206H54ZM156 205V206H155ZM160 205H161V207H160ZM206 205V206H205ZM217 205H218V207H217ZM222 206V208L221 207H219V206ZM234 205V206H233ZM252 205H254V206H252ZM255 205H256V207H255ZM260 205H262V207H260ZM7 206V207H6ZM52 206V207H51ZM59 206V205H58ZM212 206H214L215 208L217 207V209H215L214 207H212ZM228 206V207H227ZM242 206V207H241ZM243 206H244V208H243ZM247 206V207H246ZM251 208V210L252 211H255L254 213L251 211V210H249L250 208ZM257 206H259V208L257 207ZM6 207V208H5ZM57 208V209H55V211H52V210H54V208ZM60 207V206H59ZM65 207L67 208V209H65ZM72 207H73V209H72ZM152 207H154V210H156L155 212H154V210H153V208ZM223 207H225L224 209H223ZM246 207V208H245ZM253 207V208H252ZM255 207V208H254ZM52 208V209H51ZM95 209L93 212H92V209ZM109 208V209H110ZM128 208V209H127ZM151 208H152V210H151ZM157 208V209H156ZM196 208H198V209H196ZM201 210H200V209ZM221 209V210H219V209ZM248 208V209H247ZM257 208V209H256ZM49 209H50V211H49ZM158 209V211H160ZM203 209H204V211L207 213H205L204 211H203ZM225 209H227V212H226V210ZM244 209H246L247 211H249L248 213H247V211L246 210H244ZM254 209V210H253ZM4 210V211H3ZM62 210H64L63 212H61ZM74 210V211H73ZM124 210V211H123ZM145 210V211H144ZM151 210V211H150ZM179 210H181V211H179ZM197 210H198V212H197ZM216 210H218V212L216 211ZM225 210V211H224ZM230 210V212H228ZM260 210V211H259ZM263 210V211H262ZM35 212V214L33 213V212ZM57 211H59V213L57 212ZM67 211H69V212H67ZM199 211H200V213H199ZM222 212V214H221V212ZM226 212V215H224L223 213L224 212ZM246 213H244V212ZM250 211H251V214H253L252 216H251V214H250ZM262 211V213H260ZM51 212V213H50ZM61 212V213H60ZM67 212V213H66ZM71 212V213H70ZM173 212H176V214H173ZM178 212H180L182 215H180V213H178ZM188 217H186L185 215H183V213ZM188 212V213H187ZM202 212L204 213L203 215H202ZM233 212H235L234 214H235V216H233L234 214H233ZM33 213V214H32ZM93 213V214H92ZM144 213L146 214V215H144ZM150 213V214H149ZM168 213V214H167ZM191 213V214H190ZM197 213V215L195 216L194 214H196ZM212 213V214H211ZM216 213V214H215ZM219 213H220V215H219ZM230 213V214H229ZM232 213V214H231ZM257 213H260V214H262L261 216L263 217H261L260 218V214H257ZM31 214H32V216H31ZM50 214V215H49ZM64 214V215H63ZM66 214V215H65ZM131 214H134V215H136V217L134 218V215H131ZM193 214V215H192ZM208 214H209V216L210 217H208ZM228 214V215H227ZM245 214V215H244ZM34 215V216H33ZM55 215H57L58 217H56ZM60 215H61V217H60ZM139 215V216H138ZM179 215V216H178ZM190 215H191V217H190ZM201 215H202V217H201ZM205 215H207L206 216V219H207V221H208V219L210 218L211 219V217L213 218V219H211V221H210V219H209V221L210 222H207L206 221V219L204 218L205 217ZM211 215H213V216H211ZM221 215H222V217H221ZM225 217H224V216ZM238 215H239V217H238ZM246 215H248L250 218H251V220H252V217H256L255 219L253 218V220H254V222L256 223H250V224H246V220H244L245 218H244V216L245 217H247ZM255 215V216H254ZM5 216V217H4ZM37 217V219H35L36 217ZM47 216V217H46ZM133 216V217H132ZM174 216V217H173ZM175 216H178V217H176L175 218ZM181 216H183V217H181ZM192 216H194V217H192ZM201 217V218H198V217ZM219 216H220V218H222V219H220L219 218ZM7 217V218H6ZM9 217V218H8ZM18 217L21 219V220H27L28 219V217H32V218H34V219H32L31 218V221H30V223L29 224H27V225H25V226H19V223H18ZM54 217V218H53ZM137 217H138V219H137ZM143 217V218H142ZM198 219H197V218ZM214 217H216V218H214ZM229 217H230V219H233V217H234V219L233 220H230V225H229V223H228V221H229ZM56 218V219H55ZM132 218H134V219H132ZM142 218V219H141ZM180 218H182V220L180 219ZM186 218V219H185ZM190 218V219H189ZM193 218V219H192ZM218 218V220H216ZM226 220H224V219ZM227 218V219H226ZM241 220H240V219ZM244 218V219H243ZM248 218V217H247ZM258 218V219H257ZM260 218V219H259ZM7 219H8V222H7ZM12 219V220H11ZM95 219V220H94ZM131 221H130V220ZM165 219V220H164ZM187 219H189V220H187ZM194 219L198 222L199 221V219H200V223H195L194 222ZM215 219V220H214ZM219 219L220 220H224L226 223H224V221L222 222V221H219ZM237 219H239V220H237ZM263 219V220H262ZM84 220H86L85 218H84ZM137 220V221H136ZM164 220V221H163ZM177 220H178V223H177ZM243 220V221H242ZM250 219H248L247 221H249ZM250 220V221H251ZM252 220V221H253ZM255 220H259V221H255ZM176 221V222H175ZM180 221V222H179ZM186 221H190V223L192 224H190L189 222H186ZM193 221V222H192ZM213 221V222H212ZM216 221H217V224H219L220 226H221V224L219 223V222H221V223H223L222 224V231L220 230V226H219V229H218V226L216 225ZM219 221V222H218ZM239 221V222H238ZM251 221V222H252ZM17 222V223H16ZM43 222V223H42ZM138 222V223H137ZM182 222H184L183 224H184V226H186V227H183V224H182ZM205 222V223H204ZM215 222V223H214ZM232 222V223H231ZM238 222V223H237ZM245 222V223H244ZM261 222H262V224L263 225H260L261 224ZM15 225H14V224ZM135 223V224H134ZM165 223V224H164ZM166 223L168 224V225H166ZM180 223H181V225H182V227H180L181 225H180ZM188 223V224H187ZM203 223V224H202ZM207 223V224H206ZM209 223H210V226H209ZM212 223V224H211ZM242 223V224H241ZM243 223H244V225H243ZM257 223H258V225H257ZM127 224V225H126ZM131 224H133L132 225V227H130L131 226ZM138 224V225H137ZM177 224V225H176ZM179 224V225H178ZM186 224V225H185ZM197 224V225H196ZM204 224H205V226H204ZM215 224V225H214ZM226 224H227V227H225L226 226ZM231 224H232V226H231ZM240 224V225H239ZM136 225V226H135ZM174 225H175V227H174ZM194 225H196V226H194ZM208 225V226H207ZM234 225V226H233ZM245 225H249L248 226V228L250 227V228H252V227H254L255 226V230H253L254 228H252V229H248L247 228V226H245ZM254 225V226H253ZM13 226V227H12ZM127 226V227H126ZM171 226V227H170ZM190 226H192V227H190ZM194 226V227H193ZM199 226H201V227H199ZM211 226H213V227H217V228H215V229H213V227H211ZM230 226V227H229ZM243 226H245V227H243ZM20 227V228H19ZM129 227V228H128ZM162 227V228H163ZM205 229H204V228ZM207 227H209V228H207ZM236 227V228H235ZM241 227V228H240ZM260 227H261V230H260ZM19 228V229H18ZM30 228V229H29ZM38 230H40V231H38ZM39 228H41V229H39ZM131 228H134V229H136V230H133V229H131ZM173 228V229H172ZM179 228H181V229H179ZM198 228V232L201 234V235H199V233L196 231L195 233H193V231H195L196 229ZM224 228H226L225 230H224ZM230 228H232L233 230H231ZM239 228V229H238ZM243 228V229H242ZM244 228H245V230H244ZM247 228V229H246ZM21 229V230H20ZM32 229V230H31ZM37 230V232H41L39 235H37L36 237L34 236V234H36V230ZM84 231V233H82L83 231ZM130 229V230H129ZM172 229V230H171ZM178 231H177V230ZM192 229H193V231H192ZM203 229V230H202ZM208 229H210L211 231H209ZM229 229V230H228ZM240 230V231H238V230ZM258 229V230H257ZM17 230V231H16ZM30 230V231H29ZM34 230V231H33ZM125 230H128V231H125ZM131 230H133V232L131 231ZM206 230H208V231H206ZM214 230V232H216V234L214 233V234H212V231ZM228 232H227V231ZM246 230H248L249 231V233H248V231L246 232ZM260 230V231H259ZM82 231V232H81ZM111 231V232H110ZM130 231V232H129ZM135 231L137 232V233H135ZM159 231V230H158ZM173 231V232H172ZM176 231L178 232V233H176ZM203 231H205V232H203ZM235 231H237V234H236V232ZM261 231H263L261 234H260V232ZM18 232V233H17ZM20 232V233H19ZM25 232H27V233H25ZM127 232H129V234L127 233ZM208 232V233H207ZM235 232V233H234ZM246 232V233H245ZM255 232V233H254ZM111 233V234H110ZM172 233L174 234V236L172 235ZM245 235H243V234ZM248 233V234H247ZM251 233L253 234L254 233V236L253 235H251ZM25 234V235H24ZM83 234V235H82ZM126 234H127V236H129V237H131V239L132 240H130V238L128 237L127 238V236H126ZM132 234V235H131ZM134 234H135V236L138 238V239H140V240H138L136 237H134ZM149 234H151V233H149ZM178 234V236H176ZM221 234V235H220ZM242 234V235H241ZM259 236H258V235ZM27 235H28V237H27ZM81 235V236H80ZM110 235V236H109ZM194 235V236H193ZM195 235H197V236H195ZM204 235H205V237H204ZM207 235V236H206ZM214 235H216L215 237H214ZM236 235V236H235ZM247 235L249 236V237H247ZM251 235V236H250ZM257 235V236H256ZM261 235V236H260ZM33 237V238H31V237ZM39 236V237H38ZM79 236V237H78ZM86 238H85V237ZM133 236V237H132ZM150 236V237H149ZM155 236V237H154ZM209 236V237H208ZM234 236L236 237V238H234ZM243 237V239H241L242 237ZM11 237V236H10ZM76 237V238H75ZM85 238V240L83 239V238ZM148 239H147V238ZM198 237H201V238H198ZM208 237V238H207ZM219 237V238H218ZM239 237V238H238ZM251 237V238H250ZM28 238H30L29 240L30 241H28ZM64 238V239H63ZM260 238V239H259ZM122 239V240H121ZM125 239V240H124ZM136 239V240H135ZM143 239V240H142ZM147 239V240H146ZM204 241H203V240ZM207 239V240H206ZM242 241H241V240ZM48 240H51V241H48ZM84 240V241H83ZM87 240V241H86ZM108 240V241H107ZM127 240V241H126ZM128 240H130V241H128ZM145 240H146V242H145ZM202 240V241H201ZM260 240H262L261 242H263L262 243V245H261V243H260ZM22 243H21V242ZM86 241V242H85ZM133 241V242H132ZM136 241V242H135ZM140 241H142V242H140ZM151 243H150V242ZM153 241V242H152ZM236 241H237V243H236ZM259 241V242H258ZM13 242H11V244L13 243ZM17 242H20L19 243V245H18V243ZM48 242H50V243H48ZM56 242V243H55ZM107 242V243H106ZM132 242V243H131ZM140 242V243H139ZM42 243L43 244H48V245H50V246H48V245H45V248L43 247L44 245H42ZM51 243H53V244H51ZM55 243V244H54ZM127 243V244H126ZM142 243H144V244H142ZM148 243V244H147ZM204 243V244H203ZM210 243V245H208ZM259 243H260V245H259ZM21 244H22V246H21ZM86 244V245H85ZM88 244V245H87ZM152 245V246H149V245ZM155 244V243H154ZM212 244V245H211ZM27 245V246H26ZM51 245H53V246H51ZM128 245V246H127ZM132 245V246H131ZM141 247H140V246ZM201 245V246H202ZM207 245H208V247H207ZM235 245H236V247H235ZM15 246H17L16 248H15ZM26 246V247H25ZM36 246V247H35ZM58 246V247H57ZM61 246V247H60ZM148 246V247H147ZM212 246V247H211ZM214 246V247H213ZM19 247H21V248H19ZM29 249H28V248ZM40 248V250L38 249V248ZM48 247H51V251L49 250H47L46 251V249L48 248ZM66 247V248H65ZM144 247L145 248H147V249H144ZM150 247H153V248H150ZM261 249H260V248ZM25 248H27L26 250H25ZM35 248V250L36 249H38L37 251H33V249ZM55 248V249H54ZM57 248H58V250H57ZM61 248V249H60ZM116 248V249H115ZM133 248V249H132ZM138 250H137V249ZM140 248V249H139ZM215 248V249H214ZM16 249L18 250V251H16ZM19 249H20V253H19ZM32 249V250H31ZM64 249V251H62ZM69 250V252L67 251V250ZM141 249H142V252H141ZM144 249V250H143ZM153 249H155V250H153ZM260 249V250H259ZM45 250V251H44ZM53 250V251H52ZM54 250H56V252L54 251ZM60 250V251H59ZM218 250V251H217ZM15 251V252H14ZM25 251V252H24ZM59 251V252H58ZM71 251V252H70ZM138 251V252H137ZM150 251V252H149ZM35 252H37L35 255H32L33 253H35ZM73 252H74V255H73ZM128 252H131L130 254H127ZM16 253V254H15ZM139 253V254H138ZM13 254H12V256H13ZM54 254V255H55ZM132 254V255H131ZM212 254H211V256H212ZM17 255V256H16ZM28 255V256H29ZM73 255V256H72ZM115 255V256H114ZM118 255V256H117ZM137 257H136V256ZM215 255V256H214ZM19 256V257H18ZM35 256V257H34ZM110 256V258H108ZM112 256V257H111ZM114 256V257H113ZM125 256V257H124ZM131 256V257H130ZM210 256V257H211ZM18 257V258H17ZM69 257H70V260H69ZM74 257V258H73ZM123 257L125 258V259H123ZM134 257V258H133ZM18 259V261H17V259ZM30 258V257H29ZM35 258V259H34ZM76 258V259H75ZM108 258V259H107ZM117 258V259H116ZM128 258V259H127ZM131 258V259H130ZM133 258V259H132ZM20 259V260H21ZM32 259H34V260H32ZM79 259V261H75V260H78ZM263 259V260H262ZM30 260V259H29ZM28 260V261H29ZM119 260V261H118ZM123 260V261H122ZM129 260V261H128ZM14 263H13V262ZM36 261V262H35ZM112 261H114V262H112ZM118 261V262H117ZM71 262V263H70ZM110 262V263H109ZM126 262H128V263H126ZM30 263V264H31Z\"/></svg>",
  "mask_w": 264,
  "mask_h": 264
},
{
  "label": "bare ground",
  "instance_id": "obj_2",
  "mask_svg": "<svg viewBox=\"0 0 264 264\" xmlns=\"http://www.w3.org/2000/svg\"><path fill=\"white\" fill-rule=\"evenodd\" d=\"M47 1V3H49V6H52V5H54V8H55V6H57L58 8L57 9H59V12L60 13H58V12H55V14H57L58 13V15L59 14H61V15H59V17L61 16V18H63V19H58V20H56V18H54V17H52V16H50L49 18H47V19H45L44 18V20L42 21V19L43 18H41V20L39 21V22H35V25L36 26H34V27H30V29H28V33L26 32H23V30L22 29H17L16 27H9L8 29H5L6 28V26L5 25H0V55H2V54H4V55H6V57H8L11 53H13V51L15 50V48H17V47H19V45H18V43H19V41L20 40H18V39H20V38H22V39H26L27 41H29L30 43H33L34 45H35V55L33 56L34 57V61H35V64L33 65V73H35L36 74V76L37 77H40V76H42V77H47V76H54V80H53V82H52V85H55L57 82H60L61 80H63L65 77H68V76H66V74L68 73V71H71V73H72V71L73 70H77V71H79V73L80 74H76V75H78L77 77H78V80L80 79V81L81 82H84L85 81V79L87 80V78H88V80H90L93 76H101V77H103V78H108V77H110V76H112L114 73H116V72H119V71H126V72H132V73H136L137 71H141V72H143V70H145V69H143V66H144V64L146 63V65H147V63L150 61V63H151V60L152 59H154L155 58V53L157 52V53H159L160 55L162 54V56H160V62H162L163 61V71L165 72V75H163V76H165L166 78H165V82H163V83H161V87L160 88H158V89H156V88H154V89H156V92H157V94H158V97H156L155 98V101H154V104H152L151 105V114H149L148 116H147V118H148V120L149 121H152V122H154V123H156L157 121H159L160 123H161V126H163V125H176V126H178V128H180V130H178L177 132L179 133L180 131H183L182 132V134H185V135H189V134H192V139L194 140V139H198V141L200 140V141H204V140H209V138L210 137H212L213 139H214V137H216L215 135H218V133L219 132H217V134H216V128H218V127H216V126H214V128H212L210 125H211V123H214V124H216L217 125V123L219 122V117H220V121H221V116L219 115V116H217L218 114H217V111H216V117H214V115H215V108H216V106H217V109L216 110H218V108H220L219 110H221V107H220V105H219V103L217 104V102H216V96L218 97H220V95L222 96V97H225L224 95H226V96H228L227 94L228 93H230V92H233V93H231V94H235V92H236V90L238 91V90H240L241 89V87H242V92L244 91L245 92V90H243V89H245V88H243V86H245L246 85V80H245V78H247L246 76H248V74H250V73H252V71L249 73V71L252 69V68H254L255 67V65H258V62H259V60L258 59H261V60H263L261 63L263 64V62H264V39H263V41L261 40V39H259L258 40V38L256 39L255 38V36L252 34V32L253 31H255V30H257V27H256V29H252V28H250V27H248L247 29H252L253 31L251 32V36L249 37L250 39V43H248V41H246L245 42V45H240V44H238V42H237V39L239 38V37H237V39H235V40H233L232 41V39H230V40H223L222 38H220L219 37V28H218V26H216V25H214V24H212L211 22H209L207 19H205L204 17L203 18H201L202 20H200V22L199 21H197V22H199V23H196L197 25L196 26H194L193 24H189V12H192V11H196L195 9L193 10L192 8L193 7H195L196 6V3H197V1L196 0H161V6L160 7H162L161 8V10L163 11L164 9H165V13H166V11H167V13H169L168 14V18L166 17L167 16V13H166V15H165V17L167 18V23L166 22H164V21H162L161 23H165L164 25H161V24H159L158 26H160L161 25V27H157V25L155 26L154 24L155 23H157L156 21H155V23H153L154 22V20H157L158 21V19H154L155 17H153V19L154 20H152L151 19V13H156L158 10H156V12H152V11H150V12H145V13H148V15H149V13H150V15L147 17V14L146 15H143L142 16V14L144 13V11L145 10H147V8L148 7H146V9H143V13L142 14H139V15H137V14H135L134 12L136 11V10H134V9H132V8H130V6L126 3V4H124L125 6L124 7H121V6H123L122 4H121V6H119L120 7V10L122 9V11L124 10L123 8H125V10H124V12L122 13V15H121V13H120V16H118V17H111V18H115V20H113V19H106V17H108V16H106L108 13L109 14H113V13H115V12H110L109 10H111L112 9V7H115V6H112L111 7V2H113V3H115V1H111L110 2V4L108 3V5L110 6V8H108L109 6H106V5H102L103 6V8H104V12L103 11H100V13L101 12H103V14L102 15H100V17L98 16V17H96V19H92L91 17H88V18H91V19H88V18H85V19H81V18H79V16L78 17H76L74 14H72V12H71V9L72 8H69L70 9V12H71V14L72 15H70V13L68 12V9H67V5L68 4H70L71 2H69V0H46ZM78 1H81V0H78ZM87 1V0H86ZM93 1V0H92ZM91 1V3H93ZM94 1H97V0H94ZM99 1V0H98ZM107 1V0H106ZM106 1H104V4H106L105 2ZM138 1V0H137ZM137 1H135V2H137ZM144 1V0H143ZM155 1H157V0H154V2ZM204 1H207V0H203V2ZM210 1V0H209ZM215 1H217V0H215ZM214 1V2H215ZM220 2L221 1H223V2H229L230 0H219ZM1 2L2 3H5L7 6H9V7H14V8H12V11H13V9H15V10H18L17 11V13L18 14H20V15H22V18H23V15L24 16H29L30 18H33V19H37V18H35V15L37 16V15H39V17H41V14H43V13H41V11H40V8L41 7H43V5L41 6V7H38L41 3H40V0H0V5H1ZM42 2H44L43 0H42ZM69 2V3H68ZM74 2V1H73ZM72 2V3H73ZM85 2V1H84ZM88 2H89V0H88ZM88 2H86V3H88ZM101 1H99L98 3L100 4V6H101V3H100ZM103 2V1H102ZM131 2H134V1H130V2H128V3H131ZM196 2V3H195ZM200 2V6H196L197 8H199V7H201V5H203V4H201L202 3V1L200 0L199 1ZM213 2V1H212ZM218 2V1H217ZM228 2H227V4H228ZM235 2V1H234ZM71 3V4H72ZM82 3V2H81ZM95 3H97V2H95ZM97 3V5H99ZM124 3V2H123ZM138 3V2H137ZM137 3H134V4H137ZM140 3H143V2H141L140 1ZM146 3V2H145ZM144 3V4H145ZM206 3V2H205ZM222 3V2H221ZM229 3H231V2H229ZM44 4H46V2L44 3ZM74 4V3H73ZM83 4V3H82ZM94 4V3H93ZM93 4H91L92 6H95V4L93 5ZM119 4V3H118ZM133 4V5H134ZM143 4V5H144ZM154 4H156V2L154 3ZM160 4V3H159ZM217 4V3H216ZM219 4V3H218ZM3 5V4H2ZM47 5V4H46ZM114 5H116V4H114ZM128 5V6H127ZM139 4H137V5H134V6H131V7H135V6H138ZM141 5V4H140ZM148 5V4H147ZM157 5H158V1H157ZM157 5H153V8L155 7V8H157L158 6ZM197 5H199L198 3H197ZM223 5H225V4H223ZM230 5H232V4H230ZM5 6V5H4ZM48 6V7H49ZM69 6V5H68ZM88 6H90L89 4H83L82 6H81V13H82V16H83V13H85L86 11H88V10H90L89 8H88ZM101 6V7H102ZM142 6V5H141ZM146 6V5H145ZM145 6H143V7H145ZM220 6V5H219ZM225 6H227V5H225ZM228 6H229V4H228ZM232 6H234V4L232 5ZM3 7V6H2ZM6 7V6H5ZM8 7V8H9ZM79 7V6H78ZM77 7V8H78ZM85 7H87V8H85ZM116 7H118V5L116 6ZM118 7V8H119ZM138 7H140V6H138ZM151 7V6H150ZM160 7H159V9H160ZM45 8V7H44ZM43 8V9H44ZM76 8V9H77ZM85 8V9H84ZM94 8V7H93ZM117 8V9H118ZM152 8V7H151ZM155 8H154V10H155ZM196 8V9H197ZM215 8V7H214ZM49 9V8H48ZM52 9V7L49 9V10H51ZM56 9V8H55ZM56 9V10H57ZM75 9V8H74ZM83 9V10H82ZM95 9V8H94ZM109 9V10H108ZM116 9V8H115ZM116 9V10H117ZM138 9H140V8H138ZM142 9V8H141ZM192 9V11H190ZM1 11H2V8L0 9ZM4 10V9H3ZM6 10V9H5ZM4 10V11H5ZM11 10V9H10ZM42 10V9H41ZM101 10V9H100ZM107 10H108V12H107ZM132 10H134V14L132 13ZM151 10H153V9H151ZM153 10V11H154ZM160 10V11H161ZM1 11H0V14L2 15V13H1ZM7 11H9V10H7ZM48 11V10H47ZM58 11V10H57ZM77 11V10H76ZM79 11V10H78ZM77 11V12H78ZM91 11V10H90ZM89 11V12H90ZM112 11H114L113 9H112ZM118 11V10H117ZM121 11V12H122ZM147 11H149V9L147 10ZM11 12V11H10ZM16 12V11H15ZM14 12V13H15ZM42 12H44V13H46L45 12V10L44 11H42ZM52 12H54V10L52 11ZM74 12V11H73ZM75 13V14H79V13ZM3 13H5V12H3ZM7 14H8V12H6ZM69 13V14H68ZM107 13V14H106ZM117 13V12H116ZM119 13V12H118ZM136 13H138V12H136ZM159 13V12H158ZM54 14V13H53ZM54 14V15H55ZM63 14H65V15H63ZM86 14H88V12L86 13ZM85 14V15H86ZM163 14V13H162ZM264 14V13H263ZM4 15V14H3ZM6 15V14H5ZM9 15H11V14H9ZM16 15V14H15ZM50 14H48L47 13V15L45 16V15H42V16H45V17H48ZM119 15V14H118ZM154 15V14H153ZM156 15H157V13H156ZM164 15V14H163ZM225 15H229L228 13H225ZM13 16V15H12ZM12 16H10L11 18H12ZM56 17H57V15H55ZM62 16H65V18L64 17H62ZM115 16H116V14H115ZM158 16V15H157ZM205 16V15H204ZM263 17H264V15H262ZM7 19H8V16L6 15L5 16ZM4 17V18H5ZM16 17V16H15ZM19 17H21V16H19ZM38 17V19H40ZM80 17H81V15H80ZM150 17V19L153 21L152 23H153V25H152V23H151V21H149L148 20V18ZM161 17V16H160ZM224 17H226V16H224ZM229 17H231L230 15H229ZM25 18H27V17H25ZM79 18V19H78ZM117 18V19H116ZM28 19V18H27ZM223 19H225V18H223ZM231 19V18H230ZM262 19H264V18H262ZM4 20V19H3ZM17 20V19H16ZM111 20H113V21H111ZM227 20V19H226ZM259 20V19H258ZM7 21V20H6ZM9 22H10V20H8ZM18 21V20H17ZM26 21V20H25ZM24 21V22H25ZM35 21V20H34ZM228 21V20H227ZM230 21V20H229ZM263 22H264V20H262ZM5 22V21H4ZM11 22H12V20H11ZM13 22H15V20H13ZM32 22V21H31ZM160 22V21H159ZM2 23V22H1ZM7 23V22H6ZM259 23V22H258ZM258 23H256L257 25H258V28H259V24ZM261 23V22H260ZM32 24H33V22H32ZM256 24H254L255 26H257ZM262 24L263 23H261V27H262ZM14 25V24H13ZM17 25V24H16ZM191 25H193V26H191ZM254 25H251L253 28H254ZM264 25V24H263ZM30 26H31V24H30ZM220 26V25H219ZM259 28L260 29V31H262L263 29L262 28ZM249 29V30H250ZM22 30V32H20ZM161 30V31H160ZM248 30V31H249ZM159 31H160V33H159ZM251 31V30H250ZM220 32H222V31H220ZM256 33H258V31H255ZM250 33V32H249ZM254 33V32H253ZM261 32H259V35H261L260 34ZM247 35V34H246ZM264 35V34H263ZM245 36V35H244ZM247 36H249V35H247ZM242 37V36H241ZM242 38H245V37H242ZM259 38H262V36H259ZM241 40H244V39H241ZM261 40V41H260ZM42 41V42H41ZM238 41H240V39H238ZM243 42V41H242ZM246 43H248L247 45H246ZM39 44V45H38ZM255 44H257V45H255ZM40 45H41V48H40ZM38 46H39V50H37L38 49ZM18 49V48H17ZM22 50V49H21ZM36 50L38 51V52H36ZM170 50H173V52L172 53H170V54H173V56H170V55H168V52H171ZM20 51V50H19ZM155 51V52H154ZM152 53H154V55L152 54ZM163 53H164V56H163ZM34 54V53H33ZM158 54V55H159ZM13 55H14V53H13ZM157 55V54H156ZM157 55V56H158ZM12 55H10V57H11ZM154 56V57H153ZM170 56V57H169ZM153 57V58H152ZM159 57V56H158ZM168 57H169V59H168ZM157 58V57H156ZM33 59V58H32ZM12 60V59H11ZM260 60V61H261ZM153 61H155V60H152V62ZM156 61H157V59H156ZM256 61H258V62H256ZM34 63V62H33ZM152 64V63H151ZM161 65V66H162ZM259 65H260V63H259ZM19 66V65H18ZM260 66H262V65H260ZM23 67V65L21 66V68ZM259 67V66H258ZM264 67V66H263ZM263 67H260V71H262L261 70V68H263ZM21 68H19L18 67V71H20V70H23V69H21ZM24 68V67H23ZM255 68H257V67H255ZM71 69V70H70ZM159 70H160V68H159ZM177 70H180L182 73H183V75H185L186 76V78H184V77H179L180 79H182V81H181V84H177L176 82H174L175 84H173L172 82H171V79L172 80H174L173 78L174 77H171V76H173V74H174V72L176 71V73H177ZM264 70V69H263ZM86 71V72H85ZM179 71V72H180ZM255 71H258V69L256 70L255 69ZM76 72V71H75ZM85 74H84V73ZM161 72V71H160ZM181 72L180 73H177V74H180L181 75ZM254 72V71H253ZM78 73V72H77ZM84 75H83V74ZM159 73V72H158ZM173 73V74H172ZM260 73H262V72H260ZM260 73H258V74H260ZM22 74V73H21ZM24 74H26V75H28V72L26 71ZM68 74H70V73H68ZM67 74V75H68ZM162 74H164V73H162ZM71 75V74H70ZM23 76V75H22ZM71 76H73V73H72V75ZM82 76H84V77H86V78H83ZM176 76V75H175ZM251 76V75H250ZM21 77V76H20ZM76 77V78H77ZM17 78V77H16ZM24 78V77H23ZM71 78V77H70ZM22 79V78H21ZM25 79V78H24ZM73 79V78H72ZM260 79V81L262 80L263 81V79L262 78H259ZM20 80V79H19ZM29 80V79H28ZM74 80H77V79H74ZM84 80V81H83ZM87 80V81H88ZM67 81H68V79H67ZM67 81H64V82H67ZM79 81V82H80ZM253 81V80H252ZM251 81V82H252ZM69 82H72V80L71 81H69ZM69 82H67V83H69ZM78 82V81H77ZM78 82V83H79ZM168 82V83H167ZM251 82H248V85H249V83H251ZM254 82V81H253ZM257 82H259V81H257ZM26 83V82H25ZM86 83V82H85ZM84 83V84H85ZM89 83H90V81H89ZM88 83V84H89ZM178 83H180V81L178 82ZM260 83V82H259ZM264 83V82H263ZM24 84V83H23ZM62 83H60L59 85H61ZM64 84V83H63ZM71 84V83H70ZM81 84V83H80ZM79 84V85H80ZM87 84V85H88ZM177 84V85H176ZM251 84H253V83H251ZM261 84V83H260ZM28 85V84H27ZM66 85V84H65ZM159 85V84H158ZM22 86V85H21ZM20 86V87H21ZM56 86H57V84H56ZM63 86V85H62ZM67 86V85H66ZM70 86V85H69ZM82 86H85L86 87V85H82ZM253 86L254 85H252L251 87H252V89H253ZM27 87V86H26ZM155 87H156V85H155ZM246 87V86H245ZM250 87V85L247 87V88H249ZM255 87V86H254ZM23 88L25 89V91H26V89L27 88H25L24 87V85H23ZM23 88H22V90H23ZM42 88V85H40V82L39 81H37V82H35V87H34V90L32 91H30L31 93H33L34 95H31L29 92H27V95L29 94L30 96H29V98H30V101L32 102V111H34V112H38V111H41L42 110V112H43V109H46V108H52L51 107V105L54 103V102H56V96H54V94H57L56 92H54V90H56L54 87V90H52L53 92H50V93H48V92H46L48 95H46V93H44L45 91L43 90V89H41ZM46 88H48L49 89V87H46ZM57 88L59 89V87L57 86ZM63 88H64V86H63ZM62 87H61V89H63ZM71 88V89H70ZM70 88L68 87V89H70L71 91H72V86H70ZM68 89H66V90H68ZM88 87L86 88V91H87V94H88ZM251 89V88H250ZM250 89H248V91L250 90ZM50 90V89H49ZM83 90V89H82ZM90 90V89H89ZM16 91H17V89H16ZM28 91V90H27ZM44 91V92H43ZM51 91V90H50ZM58 91H60V90H58ZM63 91H65V89L64 90H61V92H63ZM77 91V90H76ZM80 91V90H79ZM251 91V90H250ZM82 92V91H81ZM84 92H85V90H84ZM240 92V91H239ZM239 92H237L236 94H239ZM241 92V93H242ZM243 92V93H244ZM67 94H69L68 93V91L66 92ZM65 93V94H66ZM72 93V92H71ZM92 92L90 91L89 92V94L88 95H90ZM241 93L239 94V95H241ZM43 94H45L46 96H44ZM63 94V93H62ZM78 94V93H77ZM94 94V93H93ZM93 94H91V95H93ZM218 94V95H217ZM220 94V95H219ZM236 94H235V96L233 95H230V96H232V97H237L236 96ZM245 94V93H244ZM43 95V96H42ZM86 95V94H85ZM105 95V94H104ZM154 95V94H153ZM156 95V94H155ZM69 96V95H68ZM75 96V95H74ZM94 96V95H93ZM93 96H91V99H93L92 97ZM102 96V95H101ZM101 96H100V99H101ZM106 96V95H105ZM110 96H111V94H110ZM242 96H243V94H242ZM89 97V96H88ZM107 97H109V95H107L106 96V98ZM218 97V98H219ZM229 97V96H228ZM231 97V98H232ZM239 97V96H238ZM238 97L236 98V99H238ZM245 97V96H244ZM99 98V97H98ZM110 99H109V102H111V100L113 99H111V97H109ZM230 98V97H229ZM72 98L70 97V100H71ZM103 99H104V96H103ZM108 99V98H107ZM106 99V100H107ZM224 99V98H223ZM222 99V100H223ZM242 99V98H241ZM240 99V101L242 102V100ZM152 101H153V97H152V99H151ZM222 100H221V105L222 104H224V103H222ZM228 100V99H227ZM227 100L225 101V100H223V101H225V102H227ZM231 100V99H230ZM229 100V101H230ZM233 100H235V99H233ZM90 101V98L87 100V102H89ZM105 101V100H104ZM113 101V100H112ZM148 101H150V100H148ZM238 101H239V99H238ZM69 102H71V101H69ZM86 101H84V103H85ZM151 102V101H150ZM215 102H216V105H215ZM233 102V101H232ZM231 101H230V103H232ZM57 103V102H56ZM73 103V102H72ZM71 103V104H72ZM114 103V102H113ZM113 103H107V105L108 104H110V105H108L109 107H115V105L113 106L112 104ZM95 104V103H94ZM117 104V103H116ZM129 106L131 105L130 104V102L129 103H127ZM148 104V103H147ZM150 104V103H149ZM234 104H237L236 102L235 103H232V105L234 106L232 109V111H234V109L235 108H240V106H236L235 107V105ZM54 105L55 104H53L52 106L54 107ZM57 105V104H56ZM96 105V104H95ZM106 105V106H107ZM112 105V106H111ZM146 105V104H145ZM218 105H219V107H218ZM226 105H228L227 103H226ZM231 105V104H230ZM238 105V104H237ZM62 106V105H61ZM75 106V105H74ZM87 106V105H86ZM85 106V107H86ZM98 106V105H97ZM106 106H104V107H106ZM120 107L119 108H121V105H119ZM148 106V105H147ZM58 107V106H57ZM69 107H70V104H69ZM71 107H72V105H71ZM70 107V108H71ZM76 107V106H75ZM79 107V106H78ZM100 107V106H99ZM104 107H102V109H104ZM116 107H117V105H116ZM150 107V106H149ZM227 107V106H226ZM230 107V109H231V107L232 106H229ZM228 107V108H229ZM8 109H9V111H10V114L13 116V118L14 119H18V120H22V121H25V122H35L36 121V119L34 120V119H30V118H26V117H24L23 115H22V113H21V110L20 109H18V108H16V107H12V106H8L7 107ZM65 109H66V107H64ZM63 108V109H64ZM84 108V107H83ZM89 107H86V109H88ZM118 108V107H117ZM222 108H224V105H223V107ZM241 108H243V107H241ZM54 109V108H53ZM69 109V108H68ZM107 109V108H106ZM114 109H116V108H114ZM114 109H113V111H114ZM123 109V108H122ZM148 109V108H147ZM225 109V108H224ZM227 109V108H226ZM244 109V108H243ZM246 109V108H245ZM48 110V109H47ZM71 110V109H70ZM83 110V109H82ZM109 110V109H108ZM118 110H120V109H118ZM149 110V111H150ZM218 110V111H219ZM223 110V109H222ZM68 111V110H67ZM85 111H87V110H85ZM89 111V110H88ZM102 111V110H101ZM112 111V110H111ZM145 111H146V109H145ZM212 111H213V113H212ZM223 111H225V110H223ZM227 111V110H226ZM226 111H225V113L224 114H226ZM240 111H244V110H240ZM239 111V112H240ZM41 112V113H42ZM44 112H45V110H44ZM82 112H84V111H82ZM100 112V111H99ZM228 112V111H227ZM235 112V111H234ZM233 112V113H234ZM237 112H238V110H237ZM236 112V113H237ZM40 113V112H39ZM85 113V112H84ZM147 113V112H146ZM213 115H212V114ZM221 113V112H220ZM230 112H228L226 115H225V117L229 114ZM233 113L231 114V116L233 117ZM234 114V115H237V114ZM244 113H245V111H244ZM243 113V114H244ZM37 114V113H36ZM79 114V113H78ZM223 114V115H224ZM238 114H240V116L239 117H241L242 116V114L241 113H238ZM83 115V114H82ZM86 115V114H85ZM185 116V117H181V116ZM211 115H212V117H211ZM222 115V114H221ZM230 115V114H229ZM228 115V116H229ZM248 115V114H247ZM106 116H107V114H106ZM238 116H235V117H238ZM249 116V115H248ZM103 117V116H102ZM181 117V118H180ZM186 117H188V118H186ZM223 118L222 119H224V116H222ZM231 117V118H232ZM243 117V116H242ZM245 117V116H244ZM258 117V116H257ZM112 118V117H111ZM253 118V117H252ZM260 118V117H259ZM93 119V118H92ZM104 119V118H103ZM106 119V118H105ZM228 119V122H229V118H227ZM226 119V120H227ZM236 119V118H235ZM249 119V122H250V118H248ZM39 120V119H38ZM109 120V119H108ZM127 120V119H126ZM129 121H130V119H128ZM225 120V121H226ZM233 120V119H232ZM239 120H244V118H241V119H239ZM238 120V121H239ZM246 117H245V121L244 122H246ZM82 121V120H81ZM111 121V120H110ZM125 122V121H123L122 123H121V126L119 127L120 128V130H123L124 129V131H128V129H129V125L128 124H130V122ZM235 121V120H234ZM233 121V123H235ZM77 122V121H76ZM119 122V121H118ZM231 122V121H230ZM240 122H243V121H240ZM248 122V123H249ZM252 122H253V120H252ZM255 122H256V120H255ZM254 122V123H255ZM1 123V122H0ZM70 123V122H69ZM120 123V122H119ZM237 123L238 122H236L235 124L237 125ZM251 123V122H250ZM2 124V123H1ZM0 124V132L1 133H4V134H12L13 135V137L15 136V138H17V139H20V141L22 140L24 143H31L32 142V140L34 139V138H36V136H33L32 135V133L30 132V130L31 131H33V126H32V128L29 130V131H24V130H16L15 128H14V126H3V125H1ZM70 124H72V123H70ZM97 124H99V123H97ZM97 124H94V128H95V125H97ZM219 124H220V122H219ZM222 124H224V123H222ZM225 124H226V122H225ZM224 124V125H225ZM232 124V123H231ZM230 124V125H231ZM252 124V123H251ZM13 125V124H12ZM60 125V124H59ZM116 125H120V124H116ZM224 125H220L221 126V128L224 126ZM229 125V124H228ZM242 125H244V123L242 124ZM241 125V126H242ZM246 125H247V123H246ZM257 125V124H256ZM37 126V125H36ZM70 126V125H69ZM73 126V125H72ZM212 126H213V124H212ZM245 126V125H244ZM244 126H242V127H244ZM251 126V125H250ZM253 126V125H252ZM38 127V126H37ZM36 127V128H37ZM101 127V126H100ZM102 127H104V126H102ZM102 127H101V129H102ZM165 127V126H164ZM240 127V126H239ZM247 127H248V125H247ZM246 127V128H247ZM44 129L46 128L45 127V125H44V127H43ZM48 128V127H47ZM46 128V129H47ZM63 128H66V127H63ZM70 128H71V126H70ZM73 128H76V127H73ZM81 128V127H80ZM87 128V127H86ZM97 128V127H96ZM95 128V130H97ZM99 128V127H98ZM167 128H168V126H167ZM167 128H165L166 130H168ZM173 128V127H172ZM220 128V127H219ZM224 128H225V126H224ZM241 128V127H240ZM249 128V127H248ZM253 128H254V126H253ZM252 128V129H253ZM72 129V128H71ZM71 129H70V131H71ZM77 129V128H76ZM79 129V128H78ZM89 129V128H88ZM162 129V128H161ZM170 129H171V127H170ZM174 129H175V127H174ZM177 129V128H176ZM252 129H250V130H252ZM28 130V129H27ZM65 130V129H64ZM66 130H68V129H66ZM66 130H65V132H66ZM91 130V129H90ZM100 130V129H99ZM158 130V129H157ZM164 130V129H163ZM220 130V129H219ZM218 130V131H219ZM222 130H224V129H222ZM70 131H69V133H68V131H67V133L68 134H71L70 133ZM81 131V130H80ZM92 131H94V130H92ZM98 131V130H97ZM148 131H156V129L154 130V129H152V128H148ZM160 131V130H159ZM225 131V130H224ZM229 131V130H228ZM254 131V130H253ZM35 132V131H34ZM48 132V131H47ZM61 132H62V130H61ZM60 132V133H61ZM76 133H80V132H77V131H75ZM87 132H89L88 130H87ZM96 132V131H95ZM102 132V131H101ZM100 131H98V133H101ZM176 132V131H175ZM176 132V133H177ZM236 131H234V133H235ZM31 133V134H30ZM36 133V132H35ZM43 133V132H42ZM63 133V132H62ZM83 133H86V132H84V130H83ZM90 133H92V132H90ZM94 133V132H93ZM109 133V132H108ZM128 133V132H127ZM225 133V132H224ZM223 133V134H224ZM232 133H233V131H232ZM239 133V132H238ZM238 133H236V135L238 134ZM262 133V132H261ZM264 133V132H263ZM48 134V133H47ZM67 134V135H68ZM73 134H74V130H73ZM87 135H88V133H86ZM130 134V133H129ZM220 134H221V132H220ZM226 134H227V132H226ZM231 134V132L228 134V135H230ZM250 134V133H249ZM2 135V134H1ZM42 135V134H41ZM45 135V134H44ZM56 135H58L57 133L55 134V136ZM62 135V134H61ZM77 135V134H76ZM76 135H74L75 137H76ZM84 135V134H83ZM83 135H81V136H83ZM91 135V134H90ZM89 135V136H90ZM93 136L95 135V133L94 134H92ZM91 135V136H92ZM98 135V134H97ZM97 135H95V136H97ZM185 135H182L183 137H185ZM222 135V134H221ZM220 135V136H221ZM227 135V136H228ZM253 135V134H252ZM261 135V134H260ZM264 135V134H263ZM7 136V135H6ZM47 136V135H46ZM50 136V135H49ZM64 136V135H63ZM66 136V135H65ZM70 136V135H69ZM73 136V137H74ZM98 136H100V135H98ZM166 136V135H165ZM190 136V135H189ZM219 136V138L217 139V140H214L215 142H216V144L218 143V145L219 144H221V145H227V143H224L225 141H224V139L223 138H221ZM225 137L224 135H223V137H225V139H227V138H229V139H231V137L232 136H228V137ZM239 136V135H238ZM237 136V137H238ZM8 137V136H7ZM40 137V136H39ZM44 137V136H43ZM53 137H54V135H53ZM52 137V138H53ZM59 138L60 136L58 135V136H56V138ZM79 137H80V135H79ZM79 137L77 138H75L76 139V141H77V139H79ZM86 137V136H85ZM114 137V136H113ZM128 137V136H127ZM218 137V136H217ZM216 137V138H217ZM243 137V136H242ZM264 136H262V138H263ZM2 138V137H1ZM4 138V137H3ZM55 138V137H54ZM69 139L71 138V137H68ZM89 138H91V137H89ZM96 138V137H95ZM94 138V139H95ZM112 138V137H111ZM179 138V137H178ZM187 138V137H186ZM233 138V137H232ZM236 138V137H235ZM259 138V137H258ZM44 139H46L47 140V137L46 138H44ZM64 139V138H63ZM63 139H62V141H63ZM66 139V138H65ZM74 139V140H75ZM113 139V138H112ZM112 139H110L111 141H112ZM128 139V138H127ZM127 139H125V141H127L128 142V140ZM255 139V138H254ZM257 139V138H256ZM1 140V139H0ZM42 140V139H41ZM41 140H37V142H39V143H36V145L37 144H39V145H42L41 143ZM61 139H57V141H55L54 143H53V147L56 149L57 148V150H58V148L59 149H61V150H63V151H65V152H67V153H69V154H72V155H77V153L76 152H74L75 150H73L74 148H72V150L70 149V148H68L67 146H65V144L64 145H62V144H60L59 143V141H60ZM67 140V139H66ZM66 140H64V141H66ZM86 141H87V139H85ZM85 140H83V141H85ZM104 140H105V138H104ZM109 140V141H110ZM167 140V139H166ZM186 140V139H185ZM185 140H180L179 142H181L182 144L183 143H185ZM212 140V139H211ZM211 140H209L210 141V143H211ZM234 140V139H233ZM239 140H241L240 138H239ZM258 140H260V139H258ZM43 141V140H42ZM48 141H50V140H48ZM52 141H53V139H52ZM63 141V142H64ZM69 141V143H70V141L71 140H68ZM75 141V142H76ZM85 141V142H86ZM92 141H94L93 139H92ZM107 141V140H106ZM106 141H104L103 143H105ZM188 141V140H187ZM208 141V142H209ZM255 141V140H254ZM261 141H262V139H261ZM3 142H5V141H2V142H0V144L1 143H3ZM33 142H35V141H33ZM51 142V141H50ZM63 142H61V143H63ZM74 141H73V143H75ZM84 142V143H85ZM108 142V141H107ZM131 142H132V140H131ZM166 142V141H165ZM177 142V141H176ZM189 142H190V140H189ZM206 142V141H205ZM231 142V141H230ZM263 144H264V138H263ZM10 143V142H9ZM87 143H88V141H87ZM91 143V140L89 141V144ZM96 143H99V142H96ZM96 143H95V141H94V145H93V142H92V145L95 147V145H96ZM101 143V142H100ZM109 143V142H108ZM156 143H160V142H156ZM167 143V142H166ZM172 143V142H171ZM187 143V142H186ZM185 143V144H186ZM192 143V142H191ZM197 143V142H196ZM200 143V142H199ZM207 143V142H206ZM214 143V142H213ZM224 143V144H223ZM233 143V142H232ZM231 143V144H232ZM234 143H235V141H234ZM3 144H7L6 142L5 143H3ZM23 144V143H22ZM21 144V145H22ZM76 144H77V142H76ZM81 144H83V142H81ZM127 143H124V146H127L126 145ZM178 144V143H177ZM180 144V143H179ZM203 144V143H202ZM236 144V143H235ZM12 145V144H11ZM11 145L9 146V144H7V146H9V147H11ZM15 145V144H14ZM23 145H25V144H23ZM39 145H37V146H39ZM48 145V144H47ZM91 145V146H92ZM98 145V144H97ZM108 145V144H107ZM131 146H132V144H130ZM159 145V144H158ZM170 145V144H169ZM193 145V144H192ZM194 145H195V143H194ZM201 145V144H200ZM200 145H198V146H200ZM204 145V144H203ZM209 145V144H208ZM214 146H215V144H213ZM220 145V146H221ZM230 145V144H229ZM260 145H261V143H259L258 141H255V144H253V148H251L252 149V151H250L248 154H250V156H249V158L250 157H252V156H254V154L256 153L255 151H254V149H257V148H261L260 147ZM2 146V145H1ZM34 146H35V143H34ZM80 146V145H79ZM92 146V151L93 150H95V149H93L94 147ZM99 146H100V144H99ZM103 146L104 147H106V144H103ZM120 146V145H119ZM168 145H166L165 146V144L164 145H161V143H160V146H159V148H158V150L157 151H163V149L165 150L166 148H167V151L165 152V153H167V152H170V153H172V151H176L177 152V150H174L173 148H175L173 145V148H171V146L170 147H167ZM177 146V145H176ZM182 146V145H181ZM186 147H184V148H186L187 149V145H185ZM196 146H197V144H196ZM205 146V145H204ZM220 146H218V147H220ZM235 146V145H234ZM236 146H237V144H236ZM6 147V146H5ZM29 147V146H28ZM41 147H43V146H41ZM101 147V146H100ZM114 147V146H113ZM123 147V146H122ZM128 147V146H127ZM178 147V146H177ZM190 147H191V144H190ZM193 147V146H192ZM218 147H215V148H218ZM227 147V146H226ZM2 148V147H1ZM0 148V149H1ZM12 148H13V146H12ZM27 148V147H26ZM38 148H40V147H38ZM48 148H49V146H48ZM53 148V149H54ZM98 148V147H97ZM124 148V147H123ZM155 148H157V147H155ZM189 148V147H188ZM209 149H210V147H208ZM221 148V147H220ZM4 149V148H3ZM7 149H8V147H7ZM24 149V148H23ZM37 149V148H36ZM45 149V148H44ZM43 149V150H44ZM54 149V150H55ZM77 149H79V147L77 148ZM91 149V148H90ZM89 149V150H90ZM100 149V151H101V148H99ZM98 149V150H99ZM103 149V148H102ZM107 149V148H106ZM112 149V148H111ZM122 148H120V150H121ZM129 149V148H128ZM127 149V150H128ZM181 149V148H180ZM192 149H194V148H192ZM197 149V148H196ZM195 149V150H196ZM204 149V148H203ZM207 149V148H206ZM208 149V150H209ZM213 149V148H212ZM219 149V148H218ZM224 149V148H223ZM235 149L236 148H234V150L233 151H235ZM258 149V150H259ZM5 150H6V148H5ZM9 150H11V148L9 149ZM47 150V149H46ZM80 150H81V148H80ZM97 150V149H96ZM104 151H106V152H104L105 153V155H108V151H109V149L108 150H105V149H103ZM114 150V149H113ZM119 150V149H118ZM122 150H124L125 151V149H122ZM152 150H154L153 148H152ZM151 150V151H152ZM189 150V149H188ZM191 150V149H190ZM225 150V149H224ZM247 150V149H246ZM257 150V151H258ZM260 150H262V149H260ZM4 151V150H3ZM3 151H0V152H3ZM13 151V150H12ZM22 151V150H21ZM39 151V150H38ZM41 151V150H40ZM129 151V150H128ZM156 151V150H155ZM181 151H182V149H181ZM194 151V150H193ZM199 151H201V150H199ZM203 151V150H202ZM207 151V150H206ZM227 151V150H226ZM229 151H230V149H229ZM248 151V150H247ZM246 151V152H247ZM27 152V151H26ZM32 152L33 151H31L30 153L32 154ZM35 152V151H34ZM80 152V151H79ZM108 152V153H107ZM122 152V151H121ZM175 152V153H176ZM183 152V151H182ZM238 152V151H237ZM241 152V151H240ZM244 152V151H243ZM246 152H244V155H245V153ZM255 152V153H254ZM4 153H6V151L4 152ZM29 153V154H30ZM42 153V152H41ZM40 153V154H41ZM120 153V152H119ZM124 153H126V152H124ZM160 153V152H159ZM162 153V152H161ZM160 153V154H161ZM169 153V154H170ZM174 153V154H175ZM178 153V152H177ZM208 153V152H207ZM232 153H234V152H232ZM26 155H27V153H25ZM122 154H123V152H122ZM128 154V153H127ZM173 154V153H172ZM179 154V153H178ZM176 155L177 157L179 156L180 157V154L179 155ZM191 154V153H190ZM201 154V153H200ZM243 154V153H242ZM242 154H240L239 153V155L237 154V153H234V154H229L228 153V156L226 157V158H223V159H220V160H212V156H211V160H209L207 157H203V156H201L200 157V155H198L199 157H197V158H195V159H193L192 158V160L190 159L189 161H184L183 163L185 164L184 165V170H185V172L186 171H188V175H189V171L190 170H192V172L194 173V171H196L194 168H196V166H201V165H203V164H206V165H209L210 166V168H208V167H206V168H208L209 170L208 171H210V172H212V174L214 173V174H217V175H219L220 177H221V179L223 178V179H228L229 177H230V180L229 181H233L232 179H231V176L233 175V176H236V175H238L239 177L241 176V177H243V179H244V181H246V182H248V183H250L249 181L250 180H254V179H250V175H252V174H250V171H252L253 169H249V168H251L250 167V162L248 163L247 162V165H244L245 163H244V159H242ZM256 154H258V153H256ZM0 155H1V153H0ZM26 155H24L25 157H26ZM104 155V154H103ZM182 155V154H181ZM202 155H206L205 153H202ZM224 155V154H223ZM243 155V156H244ZM123 156V155H122ZM163 156L165 157V155L163 154ZM167 156L169 157L170 155H168L167 154ZM216 156V155H215ZM238 156H240V158H241V160L243 161V163L244 164H242V165H240L239 163H238V159H240V158H238ZM247 156V154H246V157H248ZM257 156V155H256ZM3 157H4V155H3ZM3 157H1L2 159H0V160H3ZM28 157V156H27ZM75 157V156H74ZM77 157H79L80 158V160L81 161H83L84 163H86V164H88L90 161H92L91 159H89L88 160V158H87V156H85V155H78ZM105 157V156H104ZM113 157V156H112ZM111 157V158H112ZM116 157V156H115ZM167 157V158H168ZM175 156H173V158H174ZM221 157V156H220ZM245 157V156H244ZM243 157V158H244ZM7 158V157H6ZM10 158V157H9ZM59 158V157H58ZM103 158V157H102ZM181 158V157H180ZM179 158V159H180ZM185 158V157H184ZM190 158V157H189ZM188 158V159H189ZM217 159H219V156L218 157H216ZM249 158H247V160L249 159ZM8 159V158H7ZM6 159V160H7ZM11 159V158H10ZM163 159H165V158H163ZM178 159V158H177ZM187 159V158H186ZM208 159V160H207ZM251 159H253V158H251ZM5 160V159H4ZM3 160V161H4ZM5 160V161H6ZM13 160H14V158H13ZM12 160V161H13ZM24 160H25V162L24 163H29L31 160L30 159H26V158H24ZM45 160V159H44ZM47 160V159H46ZM45 160V161H46ZM67 160V159H66ZM73 160V159H72ZM103 160V159H102ZM107 160V159H106ZM111 160V159H110ZM166 160V159H165ZM174 161H175V159H173ZM250 160V159H249ZM248 160V161H249ZM256 160V159H255ZM11 161V160H10ZM16 161V160H15ZM62 161V160H61ZM74 161V160H73ZM73 161H71L72 163H73ZM89 161V162H88ZM168 161H169V159H168ZM180 161V160H179ZM182 161V160H181ZM253 161H254V159H253ZM2 162V161H1ZM71 162H69V164L71 163ZM102 162V161H101ZM105 162H107V161H105ZM110 162V161H109ZM161 162V161H160ZM159 162V163H160ZM167 162V161H166ZM241 162V161H240ZM19 163V162H18ZM62 163H64V162H62ZM72 163H71V165H72ZM77 163V162H76ZM103 163V162H102ZM178 162H176V163H174V164H177ZM181 163V162H180ZM203 163V164H202ZM242 163V162H241ZM2 164H4V162L2 163ZM2 164H0V166H2ZM14 164V163H13ZM46 164V163H45ZM53 164V163H52ZM64 164H67V163H64ZM79 163H77V164H75L76 166L78 165ZM85 164V165H86ZM90 164H91V162H90ZM89 164V165H90ZM106 164V163H105ZM110 164V163H109ZM111 164H112V162H111ZM163 164V163H162ZM170 164V163H169ZM201 164V165H200ZM254 164V162L252 163V166H254L253 165ZM260 164V163H259ZM53 165H55V164H53ZM68 165V164H67ZM97 165V164H96ZM164 165V164H163ZM171 165V164H170ZM180 166H181V164H179ZM4 166V165H3ZM23 166V165H22ZM42 166H44V165H42ZM50 166V165H49ZM59 166V165H58ZM76 166L74 167V168H76ZM91 166V165H90ZM98 166V165H97ZM107 166H109V165H107ZM106 166V167H107ZM177 166V165H176ZM257 166V165H256ZM261 166V165H260ZM63 166H61V168H62ZM82 167L83 166H81L80 168L82 169ZM100 167V166H99ZM103 167V166H102ZM101 167V168H102ZM171 167V166H170ZM182 167V166H181ZM204 167H205V165H204ZM25 169H28L27 167H24ZM51 168H52V165H51ZM53 168H54V166H53ZM65 168V167H64ZM67 168V167H66ZM73 168V169H74ZM96 168V167H95ZM165 168V167H164ZM175 167H172V169H174ZM180 168V167H179ZM201 168V167H200ZM257 168V167H256ZM7 169V168H6ZM15 169H17V168H15ZM14 169V170H15ZM23 169V168H22ZM55 169V168H54ZM68 169V168H67ZM67 169H66V171H65V169H64V172H67ZM79 169V168H78ZM80 169V170H81ZM94 169V168H93ZM97 169H99V168H97ZM169 169H171V168H169ZM181 169V168H180ZM180 169H178L177 168V171L178 170H180ZM194 169V170H193ZM258 169H259V167H258ZM9 170V169H8ZM11 170V169H10ZM77 170V169H76ZM100 170V169H99ZM102 170V169H101ZM165 170V172H166V168L164 169ZM255 170V169H254ZM257 170V169H256ZM262 170V169H261ZM4 170H2V169H0V264H7V262L10 260V257L11 258H13L14 257V254L12 253L13 251H12V246L11 245H14V243L15 242H13V241H19V240H23V242L25 241V240H27V238H25V240H24V238L23 237H21V235H16L15 234V232H14V230L12 229V228H10V227H7V224L6 223H4V221H6V220H4L5 218H3L2 216V209H3V205H4V203H5V199H7V198H9V196L7 197V195H9V194H11V193H9L11 190H10V188L12 187H7V186H5V187H7V188H9V192L4 188V185H5V181L3 180L4 179V176H3V174H4V172H3ZM13 171V170H12ZM10 172V173H13L14 174V172ZM17 171H18V169H17ZM35 171V170H34ZM47 170H45V172H46ZM50 171H53V169L52 170H50ZM55 171V170H54ZM69 171V170H68ZM72 171H74V170H72ZM79 171V170H78ZM88 171V170H87ZM171 172L173 171V170H170ZM181 171V170H180ZM182 171H183V169H182ZM197 171H199V168H198V170ZM258 171V170H257ZM257 171H255V172H257ZM19 172V171H18ZM22 172H24V171H22ZM29 172H31V170L29 171ZM28 172V173H29ZM70 172V171H69ZM68 172V173H69ZM74 172H76V171H74ZM80 172V171H79ZM81 172H83L82 170H81ZM102 172V171H101ZM103 172H105V171H103ZM164 172V173H165ZM176 172V171H175ZM179 172V171H178ZM177 172V173H178ZM184 172V171H183ZM184 172V173H185ZM192 172H190L191 174H192ZM209 172V173H210ZM259 172H261L260 170H259ZM9 173V172H8ZM17 173V172H16ZM25 173H26V170H25ZM32 173V172H31ZM30 173V174H31ZM43 172H39V175H41ZM49 173V172H48ZM54 173V172H53ZM53 173H51L50 172V174L52 175ZM62 173V172H61ZM98 173H100V172H97V174ZM167 173H169V172H167ZM173 173V172H172ZM171 173V174H172ZM181 173V172H180ZM196 173V172H195ZM199 173V172H198ZM202 173V172H201ZM12 174V175H13ZM19 174H21V173H19ZM27 174V173H26ZM25 174V175H26ZM30 174H27L28 176H31ZM44 174V176L46 175L45 173H43ZM56 174V173H55ZM63 174H66L67 175V173H63ZM75 175V174H77V172L76 173H72L71 174V172H70V175L72 176V175ZM83 175L82 173H78L77 175H76V177H75V179L73 178V180L71 181L70 180V178L69 177H66V178H68L70 181H71V184H69V188L71 187V186H75L76 185V181H77V179L78 178H81V175ZM101 174V173H100ZM102 174H105V173H102ZM107 174V173H106ZM176 174V173H175ZM179 174V173H178ZM182 174V173H181ZM211 174V175H212ZM214 174L212 175V177L214 178ZM255 173H253V175H254ZM257 174V173H256ZM259 174V173H258ZM15 175L16 174H14V178H15ZM24 175V174H23ZM24 175V176H25ZM26 175V176H27ZM57 175V174H56ZM58 175H59V173H58ZM62 175V174H61ZM167 175H170V174H167ZM185 175H187V174H185ZM188 175H187V177H188ZM199 175V174H198ZM197 175V176H198ZM202 175H204V174H202ZM201 175V176H202ZM216 175V176H217ZM19 176V175H18ZM27 176V177H28ZM34 176V175H33ZM36 176V175H35ZM43 176V175H42ZM47 176H50V175H47ZM46 176V177H47ZM103 176V175H102ZM108 176V175H107ZM183 176V175H182ZM190 176V175H189ZM192 176V175H191ZM196 176V175H195ZM207 176V175H206ZM205 176V177H206ZM237 176V177H238ZM5 177H6V175H5ZM11 178H12V176H10ZM20 177V176H19ZM38 177V176H37ZM46 177H45V179H46ZM58 177V176H57ZM109 177V176H108ZM178 176H176V177H173L174 179H176ZM186 177V176H185ZM203 177V176H202ZM239 177L237 178V179H239ZM7 178V177H6ZM13 178V179H14ZM17 178V177H16ZM15 178V179H16ZM21 178H23L22 176H21ZM32 179H33V177H31ZM39 178H41L40 176H39ZM38 178V179H39ZM44 178V177H43ZM50 178V177H49ZM59 178V180H60V178H62L61 176L60 177H58ZM57 178V179H58ZM65 178V177H64ZM65 178V179H66ZM105 178V177H104ZM107 178V177H106ZM169 178H171V177H169ZM189 178H191V177H189ZM194 178H198V177H194ZM209 178H210V176H209ZM217 178H219L218 176L216 177V180L218 181V179ZM233 178V177H232ZM235 178V177H234ZM12 179V180H13ZM27 179V178H26ZM30 179V178H29ZM32 179H30L31 181H32ZM35 180L37 179L36 177L34 178ZM37 179V180H38ZM44 179V180H45ZM55 179H56V177H55ZM63 179V178H62ZM68 179H66V180H68ZM86 179H87V176H86ZM85 179V180H86ZM181 179V178H180ZM198 179H201V177L200 178H198ZM211 179V178H210ZM222 179V181H223V183H224V180ZM236 179V178H235ZM236 179V180H237ZM241 179V178H240ZM239 179V180H240ZM11 180V179H10ZM17 180V179H16ZM23 180H25V178L24 179H22V182H24ZM29 180V181H30ZM34 180V181H35ZM39 180H42V179H39ZM38 180V181H39ZM64 180V179H63ZM62 180V181H63ZM66 180H65V182H66ZM100 180H101V178H100ZM103 180V179H102ZM105 180V179H104ZM108 180V179H107ZM169 180V179H168ZM177 180H179L178 178H177ZM177 180H173V181H177ZM183 180V179H182ZM186 180V179H185ZM191 180V179H190ZM193 180V179H192ZM196 180V179H195ZM203 180H206L205 178L203 179ZM7 181V180H6ZM19 182H20V180H18ZM29 181H28V183H29ZM61 181V180H60ZM109 181V180H108ZM167 181V180H166ZM164 182V183H166V184H168L167 182ZM172 181V182H173ZM184 181V180H183ZM197 181H200V180H196V182ZM207 181H208V178H207ZM206 181V182H207ZM214 181V180H213ZM216 181V182H217ZM227 181V180H226ZM243 181V182H244ZM12 182V181H11ZM10 182V183H11ZM15 182L16 181H14V184H15ZM26 183H27V180L25 181ZM33 182V181H32ZM31 182V183H32ZM39 182H41V181H39ZM55 182V181H54ZM57 182H58V180H57ZM57 182H55L56 184H57ZM187 184H188V181H185ZM210 183H211V181H209ZM221 182V181H220ZM228 182V181H227ZM234 183H236L235 181H233ZM239 182H241V180L239 181ZM253 182V181H252ZM254 182H257L256 180L254 181ZM7 183H9L8 181H7ZM35 183H37V182H35ZM33 184V186H35L36 184ZM61 183V182H60ZM63 183L64 182H62V184H61V187H62V185H63ZM103 183V182H102ZM102 183H101V185H102ZM170 184L168 185V188L170 187V185H174V184H177V182L176 183H171V181L169 182ZM181 183H182V181H181ZM191 183H192V181H191ZM215 183V182H214ZM229 183V185H230V182H228ZM248 183H246V185L248 184ZM12 184V183H11ZM32 184H29V185H32ZM55 184V185H56ZM66 184H67V182H66ZM65 184V185H66ZM104 184H106V183H104ZM165 184V185H166ZM179 182H178V186H179ZM190 184V183H189ZM188 184V185H189ZM212 185H213V182L211 183ZM217 184H219V183H217ZM225 184H226V182H225ZM250 184H252V183H250ZM10 185V184H9ZM20 185V184H19ZM57 185H59V184H57ZM78 185V184H77ZM77 185H76V187H77ZM95 185V184H94ZM98 185V184H97ZM100 185V186H101ZM107 185H108V182H107ZM187 185V186H188ZM197 185H198V183H197ZM205 186L206 185H209L210 186V184H207V183H205L204 184ZM219 185H221L222 186V184H219ZM227 185V184H226ZM245 184H243L242 186H244ZM254 184H252V186H253ZM256 185H258V184H256ZM14 186V185H13ZM15 186H16V184H15ZM14 186V187H15ZM20 186H22V185H20ZM26 187H28L27 185H25ZM103 186V185H102ZM178 186H176V187H178ZM180 186H181V184H180ZM183 186V185H182ZM190 186H191V184H190ZM194 187H195V185H193ZM193 186H191L192 188H190V189H193ZM202 186H203V184H202ZM215 186V185H214ZM251 186V185H250ZM255 186V185H254ZM17 187V186H16ZM56 187H58V186H56ZM66 187V186H65ZM64 187V185H63V188H65ZM75 187V188H76ZM167 187V186H166ZM165 187V188H166ZM176 187H173L172 186V191H171V196L170 197H167L166 195H163V196H166L167 197V199H169L168 201H169V203H165V201L163 202L164 204H167L165 207H161V205H162V203H160L161 205H160V207H161V210L159 209V206H158V209L160 210V211H158V209H157V212H155L156 210H154V207H152L153 208V210H154V212L155 213H153V211H152V214H150L149 216H146V217H144V219H142V220H140V222H139V226H138V229H137V231L138 232H140V233H143L142 235H144V234H146V233H144L145 232V230H147V228L149 229V228H155V230H156V236L158 235L159 236V234H160V238L159 237H155L154 238V242H153V245H155V247H156V253L154 254V253H143L142 255H140L139 253V255L138 256H140V257H137L136 255V257H137V259L136 258H134V260L135 261H131V262H134V263H132V264H206V263H209V262H211L216 256H219L220 254H217L214 258H213V254L211 253V252H214V251H212V249L210 250L209 248H207L206 249V244L204 245L205 246V248L203 247V245L200 243V244H198V242L196 241L197 240V238L196 239H194L193 237H192V235H190L191 234V231L189 232L188 231V229H189V227H186V226H184V222H182V224H183V227H186V228H183V229H181V228H179V229H181V231H179V232H181L180 234H179V236H178V234L176 235V236H178V237H176L175 238V236H174V234L172 233V235L174 236V237H172L173 239H169V238H171V237H167V234L169 233V232H167L166 233V229H169V228H167V227H163V226H165V225H163V223H162V218H161V216H162V214L164 215L166 212H169L170 210H172V208L170 209V208H168V207H170V206H175V205H173V203L174 202H178V204L180 205V208L186 213V211H192L193 212V209L195 210V206H200V205H197L198 203H200V201H201V199L204 201L205 199H203L204 198V196L206 197V194H205V192H208V194H209V191H207V190H205L206 189V187H205V189L203 188V187H200L199 186V188H203V190H205L204 192H201V191H203V190H201V189H199V190H201V191H199V190H195L194 192H185V191H181V190H179V188H176ZM186 186H183V188H185ZM198 187V186H197ZM226 187V186H225ZM249 187V186H248ZM258 187H259V185H258ZM19 187H17L16 189H18ZM31 188H33L32 186L30 187V190H31ZM60 188V187H59ZM67 188H68V186H67ZM74 188V187H73ZM168 188H166V189H168ZM182 188V187H181ZM180 188V189H181ZM196 188V187H195ZM214 188V187H213ZM221 188V187H220ZM227 188L228 189H231V186H230V188L229 187H226V192L228 191L227 190ZM245 188H247V187H245ZM23 188L21 187V190H22ZM29 189V188H28ZM91 189V188H90ZM107 190H108V188H106ZM170 189V188H169ZM168 189V190H169ZM185 189H188V188H185ZM184 189V190H185ZM189 189V190H190ZM208 189V188H207ZM217 189V188H216ZM222 189H225V188H222ZM222 189H219V190H222ZM241 189H243V187L241 188ZM250 189H254V188H250ZM259 189V188H258ZM262 189V187L260 186V189L259 190H261ZM19 190V189H18ZM21 190H19V191H21ZM24 190V189H23ZM34 190H35V188H34ZM61 190V189H60ZM71 190V189H70ZM69 190V191H70ZM98 190V189H97ZM104 190V189H103ZM211 190H212V187H211ZM246 190V189H245ZM248 190V189H247ZM246 190V191H247ZM257 189H255L253 192H255ZM8 192V194H7V192ZM15 190L13 189V195L14 194H16L15 192H14ZM27 191V190H26ZM25 191V192H26ZM29 191V190H28ZM65 191H68V190H65ZM64 191V192H65ZM92 191V190H91ZM164 191H165V189H164ZM216 192H217V190H215ZM225 191H224V193H225ZM241 192L243 191V190H240ZM250 191V190H249ZM5 192H6V197L7 198H5ZM25 192H23V193H25ZM31 192H32V190H31ZM61 192V191H60ZM90 192V191H89ZM88 192V193H89ZM213 192V191H212ZM212 192L209 194V195H211L212 194ZM216 192H214V194L216 193ZM220 192V191H219ZM222 192V191H221ZM230 192V191H229ZM232 192V191H231ZM251 193H253L252 191H250ZM258 192H260V191H258ZM20 193V192H19ZM59 193V192H58ZM70 193V192H69ZM223 193V192H222ZM228 193V192H227ZM226 193V194H227ZM244 193V192H243ZM90 194V193H89ZM164 194V193H163ZM166 194V193H165ZM167 194H169L168 192H167ZM219 194V193H218ZM225 194V195H226ZM230 194V193H229ZM244 194H246V192L244 193ZM256 194V193H255ZM254 194V195H255ZM12 195V196H13ZM21 195V194H20ZM105 195V194H104ZM220 195V194H219ZM221 195H223V194H221ZM238 195V194H237ZM251 195V194H250ZM258 195V194H257ZM15 196V195H14ZM13 196V197H14ZM17 196H18V194H17ZM17 196H15V197H17ZM25 196V195H24ZM29 196V195H28ZM214 196V195H213ZM215 196H218V195H216L215 194ZM214 196V197H215ZM224 196V195H223ZM228 196V195H227ZM235 196V195H234ZM242 196V195H241ZM246 196H247V194H246ZM249 196V195H248ZM247 196V197H248ZM252 196V195H251ZM11 197V196H10ZM210 197V196H209ZM208 197V198H209ZM222 197V196H221ZM220 197V200L222 199L223 200V198H225V197H222L221 198ZM247 197H245L246 199H247ZM255 197H257L256 195H255ZM260 197V196H259ZM258 197V198H259ZM12 198V197H11ZM165 198V197H164ZM212 199H213V197H211ZM211 198H210V200H211ZM218 198H219V196H218ZM217 198V199H218ZM231 198V197H230ZM252 198V197H251ZM250 198V199H251ZM17 199V198H16ZM18 199H19V196H18ZM25 199V198H24ZM79 199H80V197H79ZM90 199H92V198H90ZM162 199H163V197H162ZM253 199V198H252ZM8 201H9V199H7ZM160 200V199H159ZM164 200V199H163ZM220 200H218V202H216L215 204H220L219 202H220ZM248 200V199H247ZM8 201H7V203H8ZM12 200H10V202H11ZM28 201V200H27ZM29 201H30V199H29ZM60 201V200H59ZM96 201V200H95ZM95 201H93L94 203H95ZM207 201V200H206ZM215 201H216V199H215ZM237 201V200H236ZM246 201V200H245ZM255 201V200H254ZM257 202H258V200H256ZM14 202V201H13ZM23 202V201H22ZM33 202H34V199H33ZM64 202V201H63ZM60 203V204H56V206L58 207V208H61L62 209V206L64 207V206H66V205H64V203ZM88 202V201H87ZM210 202V201H209ZM211 202H212V200H211ZM241 202V201H240ZM251 202V204H252V201H250ZM21 203V202H20ZM31 203H32V201H31ZM31 203H29V204H31ZM35 203V202H34ZM39 203V204H38ZM41 202H37V204L38 205H40V206H42L41 204H40ZM158 203V202H157ZM207 203H208V201H207ZM206 203V204H207ZM260 203V202H259ZM258 203V204H259ZM12 204V203H11ZM36 204V203H35ZM36 204V206H38ZM45 204V203H44ZM82 204H84L85 205V203H78V205L76 204V207L75 208H77V209H75V214H76V216L79 218V220L81 219V221H83V222H85L89 227H91V228H98V227H100L101 225V223L98 221V220H96L97 222H91L90 220H89V218L88 217H90V216H87V214L88 213H91V212H89V211H91V210H89V211H87V206H83ZM97 204V202L94 204V205H96ZM163 204V205H164ZM212 203H208L207 205H209L208 206V208L210 207V205H211ZM250 204V203H249ZM249 204H246V205H249ZM253 204H254V202H253ZM257 204V205H258ZM8 205V204H7ZM48 205H49V207H50V204L48 203ZM47 205V206H48ZM51 205H53V204H51ZM90 205V204H89ZM162 205V206H163ZM177 205V204H176ZM201 205H202V203H201ZM212 205H214V204H212ZM222 205V204H221ZM219 206V207H221L222 208V206ZM243 205V204H242ZM264 205V204H263ZM30 206V205H29ZM33 206V205H32ZM55 206V205H54ZM90 206H93L92 205V202H91V205ZM156 206V205H155ZM203 206V205H202ZM206 206V205H205ZM215 206V205H214ZM214 206H212V207H214ZM234 206V205H233ZM244 206H245V203H244ZM244 206H243V208H244ZM252 206H254V205H252ZM7 207V206H6ZM5 207V208H6ZM19 207H21V205L19 206ZM43 207V206H42ZM52 207V206H51ZM86 207V208H85ZM96 207H97V205H96ZM201 207V206H200ZM204 207V206H203ZM217 207H218V205H217ZM217 207L215 208V209H217ZM228 207V206H227ZM242 207V206H241ZM247 207V206H246ZM245 207V208H246ZM249 207V206H248ZM255 207H256V205H255ZM254 207V208H255ZM258 208H259V206H257ZM260 207H262V205H260ZM46 208V207H45ZM44 207L43 208H40V209H38L37 210V215L36 216H43V215H48V208L47 209H45ZM152 208H151V210H152ZM174 208H176L177 209V211H178V206H175ZM173 208V209H174ZM207 208V207H206ZM205 207H204V209H206ZM208 208H207V211H208ZM211 208V207H210ZM209 208V209H210ZM225 207H223V209H224ZM250 208V207H249ZM253 208V207H252ZM52 209V208H51ZM55 209H57L56 207L54 208V210H52V211H55ZM65 209H67L66 207H65ZM72 209H73V207H72ZM128 209V208H127ZM168 209H169V211H168ZM196 209H198V208H196ZM200 209V208H199ZM204 209H203V211H204ZM213 208H211V210H212ZM219 209V208H218ZM248 209V208H247ZM257 209V208H256ZM95 209L93 208L92 209V212L94 211ZM150 210V211H151ZM201 210V209H200ZM214 210V209H213ZM219 210H221V209H219ZM226 210V212H227V209H225ZM224 210V211H225ZM244 210H246V209H244ZM249 210H251V208L249 209ZM254 210V209H253ZM4 211V210H3ZM49 211H50V209H49ZM64 210H62L61 212H63ZM74 211V210H73ZM124 211V210H123ZM145 211V210H144ZM179 211H181V210H179ZM196 211V210H195ZM206 211V212H207ZM215 211V210H214ZM217 212H218V210H216ZM222 211V210H221ZM220 211V212H221ZM223 211V212H224ZM247 211V210H246ZM252 211V210H251ZM251 211H250V214H251ZM256 211V210H255ZM255 211H252L253 213L255 212ZM260 211V210H259ZM263 211V210H262ZM262 211L260 212V213H262ZM33 212V211H32ZM56 212V211H55ZM58 213H59V211H57ZM60 212V213H61ZM65 212V211H64ZM67 212H69V211H67ZM66 212V213H67ZM187 212V213H188ZM197 212H198V210H197ZM205 212V211H204ZM205 212V213H206ZM209 212V211H208ZM207 212V213H208ZM226 212H224L223 214L224 215H226ZM228 212H230V210L228 211ZM244 212V211H243ZM249 211H247V213H248ZM257 212V211H256ZM34 214H35V212H33ZM32 213V214H33ZM51 213V212H50ZM71 213V212H70ZM178 213H180V212H178ZM183 213V212H182ZM199 213H200V211H199ZM206 213V214H207ZM210 213V212H209ZM235 212H233V214H234ZM245 213V212H244ZM260 213H257V214H260ZM32 214H31V216H32ZM93 214V213H92ZM109 215H110V213H108ZM168 214V213H167ZM169 214H171V211H170V213ZM173 214H176V212H173ZM191 214V213H190ZM204 213L202 212V215H203ZM212 214V213H211ZM216 214V213H215ZM221 214H222V212H221ZM230 214V213H229ZM232 214V213H231ZM246 214V213H245ZM244 214V215H245ZM249 214V213H248ZM255 214V213H254ZM263 214V213H262ZM262 214H260V218L262 217L261 215ZM50 215V214H49ZM64 215V214H63ZM66 215V214H65ZM89 215V214H88ZM131 215H134V214H131ZM144 215H146L145 213H144ZM172 215V214H171ZM180 215H182L181 213H180ZM183 215H185L184 213H183ZM193 215V214H192ZM195 216L197 215V213L196 214H194ZM202 215H201V217H202ZM219 215H220V213H219ZM223 215V216H224ZM228 215V214H227ZM253 214H251V216H252ZM34 216V215H33ZM35 216V217H36ZM56 217H58L57 215H55ZM106 216H107V214H106ZM139 216V215H138ZM179 216V215H178ZM178 216H175V218L176 217H178ZM186 216V215H185ZM198 216V215H197ZM206 216L207 215H205V219H206ZM211 216H213V215H211ZM233 216H235V214L233 215ZM247 217H245L244 216V220H246V224H250V223H255L254 222V220H253V218L254 217H252V220H251V216L249 217L248 215H246ZM255 216V215H254ZM5 217V216H4ZM47 217V216H46ZM60 217H61V215H60ZM133 217V216H132ZM136 217V215H134V218ZM174 217V216H173ZM181 217H183V216H181ZM187 217V216H186ZM190 217H191V215H190ZM192 217H194V216H192ZM200 216L198 217V218H201ZM208 217H210L209 216V214H208ZM221 217H222V215H221ZM225 217V216H224ZM238 217H239V215H238ZM263 217H264V215H263ZM262 217V218H263ZM7 218V217H6ZM9 218V217H8ZM31 218L32 217H28V219L27 220H21L19 217H18V223H19V226H25V225H27V224H29L30 223V221H31ZM54 218V217H53ZM62 218V217H61ZM84 218L86 219V220H84ZM91 218V217H90ZM134 218H132V219H134ZM179 218V217H178ZM188 218V217H187ZM197 218V217H196ZM197 218V219H198ZM214 218H216V217H214ZM219 218H220V216H219ZM256 218V217H255ZM254 218V219H255ZM259 218V219H260ZM32 219H34V218H32ZM35 219H37V217L35 218ZM56 219V218H55ZM137 219H138V217H137ZM181 220H182V218H180ZM186 219V218H185ZM190 219V218H189ZM189 219H187V220H189ZM193 219V218H192ZM210 219V218H209ZM209 219H208V221H207V219H206V221L207 222H210L211 221V219H213L212 217H211V219H210V221H209ZM220 219H222V218H220ZM219 219V221H224V220H220ZM227 219V218H226ZM233 219H234V217H233ZM233 219H230V217H229V221H228V223L230 222V220H233ZM240 219V218H239ZM239 219H237V220H239ZM248 219H250L249 221H247ZM258 219V218H257ZM12 220V219H11ZM95 220V219H94ZM130 220V219H129ZM139 220V219H138ZM165 220V219H164ZM163 220V221H164ZM215 220V219H214ZM216 220H218V218L216 219ZM241 220V219H240ZM239 220V221H240ZM263 220V219H262ZM131 221V220H130ZM137 221V220H136ZM196 220L194 219V222H195ZM218 221V222H219ZM226 221V220H225ZM224 221V223H226ZM238 221V222H239ZM243 221V220H242ZM255 221H259V220H255ZM7 222H8V219H7ZM176 222V221H175ZM180 222V221H179ZM186 222H189L190 223V221H186ZM193 222V221H192ZM201 221H200V219H199V221L197 222H195V223H200ZM213 222V221H212ZM237 222V223H238ZM263 222H264V220H263ZM17 223V222H16ZM15 223V224H16ZM43 223V222H42ZM138 223V222H137ZM177 223H178V220H177ZM205 223V222H204ZM215 223V222H214ZM220 224H221V226L219 225V224H217V221H216V225L218 226H220L221 228H220V230L222 229V224L223 223H221V222H219ZM232 223V222H231ZM245 223V222H244ZM244 223H243V225H244ZM14 224V223H13ZM14 224V225H15ZM135 224V223H134ZM165 224V223H164ZM188 224V223H187ZM191 224V223H190ZM193 224V223H192ZM191 224V225H192ZM196 224V225H197ZM201 224V223H200ZM203 224V223H202ZM207 224V223H206ZM212 224V223H211ZM242 224V223H241ZM256 224V223H255ZM127 225V224H126ZM132 225L133 224H131V226L130 227H132ZM138 225V224H137ZM166 225H168L167 223H166ZM177 225V224H176ZM179 225V224H178ZM180 225H181V223H180ZM186 225V224H185ZM196 225H194V226H196ZM215 225V224H214ZM224 225V224H223ZM229 225H230V223H229ZM240 225V224H239ZM251 225V224H250ZM257 225H258V223H257ZM260 225H263L262 224V222H261V224ZM134 226V225H133ZM136 226V225H135ZM193 226V227H194ZM204 226H205V224H204ZM208 226V225H207ZM209 226H210V223H209ZM219 226H218V229H219ZM231 226H232V224H231ZM234 226V225H233ZM245 226H247V228H248V226L249 225H245ZM245 226H243V227H245ZM254 226V225H253ZM13 227V226H12ZM127 227V226H126ZM163 227V228H162ZM171 227V226H170ZM174 227H175V225H174ZM180 227H182V225L180 226ZM190 227H192V226H190ZM199 227H201V226H199ZM211 227H213V226H211ZM225 227H227V224H226V226ZM230 227V226H229ZM251 227V226H250ZM249 227V228H250ZM20 228V227H19ZM18 228V229H19ZM129 228V227H128ZM176 228V227H175ZM204 228V227H203ZM207 228H209V227H207ZM215 228H217V227H213V229H215ZM228 228V227H227ZM236 228V227H235ZM241 228V227H240ZM246 228V229H247ZM248 228V229H249ZM252 228H254L253 230H255V226L254 227H252ZM252 228H250V229H252ZM30 229V228H29ZM37 229V228H36ZM35 229V230H36ZM39 229H41V228H39ZM131 229H133V230H136V229H134V228H131ZM173 229V228H172ZM171 229V230H172ZM205 229V228H204ZM226 228H224V230H225ZM231 230H233L232 228H230ZM239 229V228H238ZM237 229V230H238ZM243 229V228H242ZM249 229V230H250ZM264 229V228H263ZM21 230V229H20ZM32 230V229H31ZM38 230V229H37ZM37 230H36V234H34V236L36 237L37 235H39L41 232H37ZM82 230V229H81ZM130 230V229H129ZM133 230H131L132 232H133ZM152 230V229H151ZM154 230V229H153ZM151 231V232H149L148 230V232L149 233H152V232H155V231ZM159 230V231H158ZM177 230V229H176ZM189 230H191V228L189 229ZM198 230V228L195 230V231H193V229H192V231H193V233H195L196 231ZM203 230V229H202ZM209 231H211L210 229H208ZM208 230H206V231H208ZM223 230V229H222ZM221 230V231H222ZM229 230V229H228ZM241 230V229H240ZM240 230H238V231H240ZM244 230H245V228H244ZM258 230V229H257ZM260 230H261V227H260ZM259 230V231H260ZM17 231V230H16ZM30 231V230H29ZM34 231V230H33ZM38 231H40V230H38ZM83 231V230H82ZM81 231V232H82ZM125 231H128V230H125ZM146 231V232H147ZM178 231V230H177ZM176 231V233H178ZM227 231V230H226ZM248 230H246V232H247ZM111 232V231H110ZM130 232V231H129ZM129 232H127L128 234H129ZM147 232V233H148ZM173 232V231H172ZM198 232V231H197ZM203 232H205V231H203ZM217 232V231H216ZM216 232H214V230L212 231V234H216ZM228 232V231H227ZM236 232V234H237V231H235ZM234 232V233H235ZM245 232V233H246ZM263 231H261L260 232V234L262 233ZM18 233V232H17ZM20 233V232H19ZM25 233H27V232H25ZM39 233V234H38ZM82 233H84V231L82 232ZM135 233H137L136 231H135ZM140 233H138V236L139 237H141V234ZM199 233V232H198ZM208 233V232H207ZM240 233V232H239ZM238 233V234H239ZM248 233H249V231H248ZM247 233V234H248ZM255 233V232H254ZM254 233L252 234L251 233V235H253L254 236ZM264 233V232H263ZM262 233V234H263ZM111 234V233H110ZM170 234V233H169ZM168 234V235H169ZM237 234V235H238ZM243 234V233H242ZM241 234V235H242ZM261 234V235H262ZM25 235V234H24ZM41 235V234H40ZM39 235V236H40ZM83 235V234H82ZM132 235V234H131ZM154 235V234H153ZM199 235H201L200 233H199ZM217 235V234H216ZM216 235H214V237L216 236ZM221 235V234H220ZM244 235V234H243ZM250 235V236H251ZM258 235V234H257ZM256 235V236H257ZM260 235V236H261ZM11 236V237H10ZM38 236V237H39ZM81 236V235H80ZM110 236V235H109ZM126 236H127V234H126ZM130 236V235H129ZM129 236H127V238L129 237ZM137 236V235H136ZM135 236V234H134V237H136ZM194 236V235H193ZM195 236H197V235H195ZM207 236V235H206ZM236 236V235H235ZM234 236V238H236ZM245 236V235H244ZM259 236V235H258ZM27 237H28V235H27ZM31 237V236H30ZM79 237V236H78ZM85 237V236H84ZM133 237V236H132ZM150 237V236H149ZM204 237H205V235H204ZM209 237V236H208ZM207 237V238H208ZM242 237V236H241ZM247 237H249L248 235H247ZM31 238H33V237H31ZM76 238V237H75ZM83 238V237H82ZM86 238V237H85ZM85 238H83L84 240H85ZM130 238V240H132L131 239V237H129ZM137 238V237H136ZM147 238V237H146ZM198 238H201V237H198ZM219 238V237H218ZM239 238V237H238ZM251 238V237H250ZM30 238H28V241H30L29 240ZM64 239V238H63ZM138 239V238H137ZM148 239V238H147ZM146 239V240H147ZM241 239H243V237L241 238ZM240 239V240H241ZM260 239V238H259ZM83 240V241H84ZM122 240V239H121ZM125 240V239H124ZM130 240H128V241H130ZM136 240V239H135ZM138 240H140V239H138ZM143 240V239H142ZM146 240H145V242H146ZM203 240V239H202ZM201 240V241H202ZM207 240V239H206ZM48 241H51V240H48ZM87 241V240H86ZM85 241V242H86ZM108 241V240H107ZM127 241V240H126ZM204 241V240H203ZM242 241V240H241ZM262 240H260V243H261V245H262V243L264 242H261ZM11 242H13L12 244H11ZM21 242V241H20ZM20 242H17L18 243V245H19V243ZM133 242V241H132ZM131 242V243H132ZM136 242V241H135ZM140 242H142V241H140ZM139 242V243H140ZM150 242V241H149ZM259 242V241H258ZM22 243V242H21ZM48 243H50V242H48ZM56 243V242H55ZM54 243V244H55ZM107 243V242H106ZM151 243V242H150ZM155 243V244H154ZM236 243H237V241H236ZM260 243H259V245H260ZM51 244H53V243H51ZM127 244V243H126ZM142 244H144V243H142ZM148 244V243H147ZM204 244V243H203ZM15 245H16V243H15ZM42 245H44L43 247L45 248V245H48V244H43L42 243ZM86 245V244H85ZM88 245V244H87ZM202 245V246H201ZM208 245H210V243L208 244ZM208 245H207V247H208ZM212 245V244H211ZM264 245V244H263ZM20 246V245H19ZM21 246H22V244H21ZM27 246V245H26ZM25 246V247H26ZM48 246H50V245H48ZM51 246H53V245H51ZM128 246V245H127ZM132 246V245H131ZM140 246V245H139ZM149 246H152L151 244L149 245ZM17 246H15V248H16ZM36 247V246H35ZM54 247V246H53ZM58 247V246H57ZM61 247V246H60ZM141 247V246H140ZM148 247V246H147ZM212 247V246H211ZM214 247V246H213ZM235 247H236V245H235ZM264 247V246H263ZM18 248V247H17ZM19 248H21V247H19ZM28 248V247H27ZM27 248H25V250L27 249ZM38 248V247H37ZM51 249V247H48L47 249H46V251L48 250V249ZM66 248V247H65ZM150 248H153V247H150ZM260 248V247H259ZM22 249V248H21ZM29 249V248H28ZM33 249V248H32ZM31 249V250H32ZM39 250H40V248H38ZM38 249H36L35 250V248L33 249V251H37ZM49 249V250H50ZM55 249V248H54ZM61 249V248H60ZM116 249V248H115ZM133 249V248H132ZM137 249V248H136ZM140 249V248H139ZM144 249H147V248H145L144 247ZM143 249V250H144ZM215 249V248H214ZM261 249V248H260ZM259 249V250H260ZM264 249V248H263ZM48 250V251H49ZM57 250H58V248H57ZM67 250V249H66ZM70 250V249H69ZM69 250H67L68 252H69ZM138 250V249H137ZM153 250H155V249H153ZM16 251H18L17 249H16ZM30 251V250H29ZM29 251H27L28 253H24V255H26L27 254V256H25V258H23V259H21V256H22V254L20 253V249H19V253L21 254V255H19L18 257H19V261H18V257L16 258L17 259V263L15 262H13L14 264H30L31 263V258L33 257H31V253H30V255H29ZM40 251H42V253H45V252H43V250H42V246H41V250ZM45 251V250H44ZM51 251V250H50ZM53 251V250H52ZM55 252H56V250H54ZM60 251V250H59ZM58 251V252H59ZM62 251H64V249L62 250ZM218 251V250H217ZM15 252V251H14ZM25 252V251H24ZM38 252V251H37ZM37 252H35V253H33L32 255H35ZM71 252V251H70ZM138 252V251H137ZM141 252H142V249H141ZM150 252V251H149ZM215 252H216V250H215ZM214 252V253H215ZM41 252L40 253H38V255L36 256V259H37V262L36 263H34V261H32L33 263H31V264H69V262H68V259H66V255H61V251H60V254H51V253H47L48 255H46V254H42ZM131 252H128L127 254H130ZM12 254H13V256H12ZM16 254V253H15ZM211 254H212V256H211ZM29 255V256H28ZM73 255H74V252H73ZM72 255V256H73ZM132 255V254H131ZM17 256V255H16ZM34 256V257H35ZM115 256V255H114ZM113 256V257H114ZM118 256V255H117ZM211 256V257H210ZM30 257V258H29ZM112 257V256H111ZM125 257V256H124ZM123 257V259H125ZM131 257V256H130ZM68 258V257H67ZM74 258V257H73ZM108 258H110V256L108 257ZM107 258V259H108ZM132 258V259H133ZM21 259V260H20ZM30 259V260H29ZM35 259V258H34ZM34 259H32V260H34ZM76 259V258H75ZM117 259V258H116ZM128 259V258H127ZM131 259V258H130ZM264 259V258H263ZM262 259V260H263ZM29 260V261H28ZM69 260H70V257H69ZM76 262L77 261H79V259L78 260H75ZM119 261V260H118ZM117 261V262H118ZM123 261V260H122ZM129 261V260H128ZM112 262H114V261H112ZM9 263H11V260L9 261ZM71 263V262H70ZM110 263V262H109ZM125 263V260H124V262H123V264ZM126 263H128V262H126ZM72 264V263H71ZM85 264V263H84ZM110 264H112V263H110ZM114 264H117L116 262H114ZM121 264V263H120ZM128 264H130V263H128ZM211 264V263H210Z\"/></svg>",
  "mask_w": 264,
  "mask_h": 264
},
{
  "label": "flooded vegetation",
  "instance_id": "obj_3",
  "mask_svg": "<svg viewBox=\"0 0 264 264\" xmlns=\"http://www.w3.org/2000/svg\"><path fill=\"white\" fill-rule=\"evenodd\" d=\"M96 12H97V10H96ZM18 40H20L19 43H18L19 48L24 51V54H29V55L33 54V52L35 50V45L33 43H30L26 39H22V38H20ZM6 58H7L6 55H4V54L0 55V60H6ZM1 65H4V64H1ZM11 65H13V64H11ZM3 70H4L3 67H1L0 68V75H7V73H4ZM27 70L26 71L28 72V76H31V79L29 81L33 82V90H34V87H35V82H37V81H39L40 84L49 83V86H50L49 88H51L53 86L52 82L54 80V76H47V77L40 76V77H37L36 74L33 73V68H28ZM26 71H24V72H26ZM145 72H146V70H144L141 73H138V72L132 73V72H126V71H119V72L114 73L112 76H110L108 78H103L101 76H99V77L98 76H93L91 78L93 80V83H92L93 85L92 86H93L94 90H98V89L100 90L101 87H104V86H113L114 87V86L120 84L119 82L121 81V82H123L121 84V86H123L127 82V84L125 86L126 87V91H132L134 89V86L138 85V82H139L138 79L141 78V80H142L143 73H145ZM87 87L89 88L90 86L87 85L85 87V89ZM54 96H56V100H57V97L60 98L61 101H66L67 100V98H63L62 97L61 93L54 94ZM28 99H30V98L28 97ZM125 100L127 101V103L130 102L131 105L129 106L128 104H126V106H124L123 109H127L128 110V109H131V107L138 106V104H134V102H132L131 100H128L127 96L125 97ZM0 104L3 106L2 109H4L12 118H13V116L10 114V111L7 108L9 105L12 106V107L14 106V107H16V108H18L20 110L32 111L31 110L32 109V102L30 100H29L28 103H23L22 101H19V100L15 101L13 103H4L0 99ZM137 108L140 109L141 106H139ZM125 113H128V112H126V110H125ZM14 120H17L18 122H20V121L21 122H25V121L18 120V119H14ZM122 122H123V120L121 121V123ZM117 123H118V121L117 122L115 121V124H117ZM145 123L146 122L142 121L140 123V126L144 127ZM149 123H154V122L150 121ZM154 124H156V126H161V123L159 121H157ZM148 128L146 130L147 133H154V131H148ZM114 129H116V131H117L118 130V126H117V128H114ZM123 132H126V131L123 130L122 133ZM96 138L99 139L98 137H96ZM124 142L129 145L130 139L128 140V142L127 141H124ZM4 152L5 151L0 152L1 153L0 156H3V155L4 156H8V157L14 156V159H16L17 161L22 162V163L25 162L24 158L23 159L21 158V151H7L6 153H4ZM96 152H98V151H85L86 154H90V153H94L95 154ZM136 157H137L136 154H132V153L128 154L127 156H124V158L121 159V164H123V166H121V167H120V165H118V164H120V163H118L119 160L116 161L114 166L118 165L117 168L119 167L118 168L119 170L117 172L113 171L114 176L112 177V179L110 180L109 183L112 184L113 187L120 186L122 188V191H115L114 192L115 195L116 194H121V193H126L128 195L133 194L132 191L129 190V188H131L134 184L136 186L135 195H137V196L140 193L143 194V193H146L149 190L147 185L144 183V180L139 179L136 183H134V179L133 178L135 176V173L137 171H141L139 169V164L137 163ZM35 158L36 157H32V159H35ZM31 163H32V166H33V161H30L28 164H31ZM114 166H112V167H114ZM159 168H161V166H158V167H156L154 169L157 170ZM1 169L3 170L4 167H2ZM111 172H112V170L110 171V173ZM147 174L148 173L146 172L145 175H147ZM121 175H124V177L121 178V179H118V177L121 176ZM155 178H157V176H155ZM49 185L50 184H48V186L46 185V187L42 191H44V192L46 191V192L51 193L55 189V187H52L51 185L50 186ZM161 185H162V182H155L152 185V188L155 191H158L160 189ZM157 194H160V190L157 192ZM51 200L52 199H50L48 197H45V196H40L39 198L38 197L35 198V202H43V203H45V202H49ZM111 206H110L109 203L103 204V203L98 202V205H97L96 209L101 214H107L108 211H114L116 209V207H117V205H115L112 208H110ZM151 229L152 230L154 229L153 231H155V228H149V229L147 228V230L149 232L152 231ZM147 230H145L144 233H146V234H144V235H142L143 233H140V232L139 233L142 236H145V235H151L152 236L153 233L149 234V232Z\"/></svg>",
  "mask_w": 264,
  "mask_h": 264
}]
</instances>
